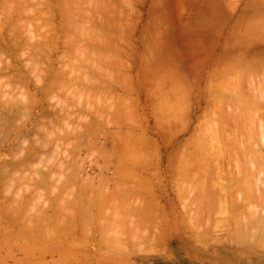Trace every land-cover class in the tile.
<instances>
[{
  "label": "rangeland",
  "instance_id": "rangeland-1",
  "mask_svg": "<svg viewBox=\"0 0 264 264\" xmlns=\"http://www.w3.org/2000/svg\"><path fill=\"white\" fill-rule=\"evenodd\" d=\"M39 1L41 4L40 3L36 4ZM254 1L255 0L253 1L251 0V2L250 0H25V1L10 0L8 3L9 6H8V5H5L7 4L6 1L0 0V28H1L0 35L1 34L3 35V37L1 35V39H0V52H1L0 53V119H2L0 120V124L3 123L0 125V160H2L0 161V174H1L0 175V264H227V263L228 264H246V263L247 264H257V263L264 264V249H263L264 244L261 241H259L261 239L262 240L264 239V237L263 238L261 237L264 235H259V236L256 235L255 237L250 236L249 240L254 238L252 239L253 242L251 241L250 245L255 244L254 242L255 239H258L256 240V242L257 241L260 242V244H258V242L255 244L256 245L255 249H253L255 245L249 246L248 244L249 242H246L247 244H245V242H242V244L244 243L245 245H247L248 248L241 245V243L238 242V240H237L238 243H236L235 235H234V240L232 241L233 237L231 236L233 235L231 234H233V232H235L237 229H236V226L232 224V223H235L236 220H232L231 222L230 219L231 217L232 219L233 218L237 219V215L239 214L240 210L244 209V205L245 207L247 204L249 205V203L246 204L245 200H243L244 197L248 195L247 192L244 194L243 191H245V189L243 191L237 190V191H240L241 193L243 192L242 195L244 194L243 195L244 197H242V195H240L241 194L240 192H238L239 194L236 193L240 195L241 197L240 198L239 196H237L236 198L242 199L244 201V203H242L243 201L241 200H240V203L238 202L239 204H242L243 207L241 206L242 209H240L241 208L240 207L239 210L238 208H236L237 211H233L234 209L230 210L229 208L231 207H228V208L225 207L224 206L225 204L217 198L219 197V195L222 198H224L223 196L226 195V193L225 195L222 193L223 196L219 194L224 191L217 192V190L219 189L222 190V188L225 187L223 186L222 182L224 181V178H227L223 176H222L223 178L218 177L219 176L218 173L223 171L221 169L225 168L222 163L225 160L228 161V163L225 161L228 164V167L226 163L224 162L225 166L227 167V169L225 168L227 171L230 170L229 166L231 165L232 167V164L235 163V168H231V169H234V171L231 170L232 172H229V173L225 171L222 172V174L225 172L224 176H226L227 173L228 174L231 173L230 175L227 174L228 182L226 184L224 183L225 185H228V183L230 182V178H231L230 176L232 175V173H234L232 175L233 177L234 175L239 177L238 172L240 171L239 169L240 166L238 167L237 165L239 164H237L236 162H238L240 160L239 158H241L244 155L241 156V154H243L241 153L240 154L241 157H240L239 154L237 155V153H238V150L240 153L241 151L240 147L242 146V143L247 146V144H245L247 142L246 141L247 138L243 136L245 133L243 134L242 131L247 128L245 132L248 131L247 134L251 135L249 134L251 132L248 130L249 127H244L246 126L245 123L242 122L244 124L243 129H241L242 128L241 127L242 123H241L239 130H238L237 127H235L237 125L234 124L237 122L238 119L236 118L237 120H235L236 122H234L233 118L235 117L233 118L230 117V119H232L233 124L235 125L233 126L234 128L232 127L231 122L227 121V119H229L228 114H230L231 116V113H229V112H232L231 110H233V112H238L239 119L242 120L245 117V114L243 113L244 112L243 109H241L243 111L242 113L237 111L239 110L238 104L242 105L241 103H238L240 97L238 98L237 94L240 93V96H241V93H242V96H243L244 92L242 91L243 90L245 91L246 89H244L242 84L244 83V85L247 84L246 86H248L250 83L248 84V80H247L246 83L241 82V84L237 87V84L240 83L239 81H242V79L245 78L244 73L243 72L240 73L239 70L244 71L245 69L250 68L251 70L244 71L245 73L248 72L246 73L247 78L245 79H248L250 77V80H251L250 82H252L255 79L254 77L257 76V78L255 79L256 81H253L256 84L255 83H252V84L257 85L259 83L257 81V79H259V75L257 74L260 73L258 72V68L260 67L257 68V66H255L254 64H257V61H260V62L264 61V44H263L264 41L261 40L264 38V32H263L264 26L263 28H261L262 26H259L262 30H260V28L258 30L260 31V34L262 35L260 34L258 35L255 34L256 36L254 35L255 37H257L263 42L258 43L261 41L260 40L255 41L252 39L250 40L251 42H249L247 39H250V37H252L250 35H252L253 33L249 34L252 30H248V28L250 27V24L248 22L253 20V22L251 21L252 23L251 22L250 23L253 24L255 27L257 24L260 25V23H258V21H257V24L256 22L254 23V20H256V16L251 17L250 18L251 20H247V17L252 13L254 14L256 13V15H258L261 10L264 12V5H263L264 2L262 1V5H261L260 0H256L255 2ZM257 3H260V4H257ZM249 6L252 7L251 9L254 8L253 9L254 11L251 10L248 12V9L246 8L247 7L249 8ZM256 8L258 12L255 11ZM244 16L245 18H243ZM259 16L260 15H258L257 19L263 17L264 13L262 14L261 17ZM242 18L244 19V21H247V23L246 22L244 23H246V25L248 24L249 27H247L248 25L246 26V28L242 26L244 24L242 23L243 21L240 22L241 20H243ZM252 18H255V19H252ZM17 24H18V27L20 25L19 27L20 29L18 27H17L18 29L16 28ZM24 25L28 27L27 30ZM4 27L6 30H4ZM251 28H253V26ZM246 30L249 31L247 32L248 33L247 36H250L248 38L245 37ZM258 31L256 30L257 33H259ZM56 37H58L59 39L57 38L58 40H56L55 42ZM2 38H4L5 41ZM11 38L13 39V41L15 40L14 41L15 44L17 41V44H18L16 45V48L18 46L17 49L15 48V45L11 41L12 40ZM246 41L250 43L249 45H251L252 41L257 42L258 43L256 45L257 48H254L252 44L251 46L254 48L253 50L251 46L247 45ZM70 42L71 44H68ZM241 42H243V44L245 42L246 44L244 45L246 46L243 47L244 45L242 46ZM238 43H241L242 48L237 47ZM9 44L10 45L12 44L11 46L13 47L11 48ZM247 48H248V52H246ZM81 49H84V51ZM249 49H252V50L249 51ZM255 50H257V52H254ZM235 51L236 52L238 51V52L236 53ZM233 53L236 59L239 57L240 61L243 60L242 58H244L245 60L242 61L244 63H246L247 62L246 60H248L246 58H250L249 61L253 63L251 60L252 58L256 57L257 59L256 58L254 59L257 61L256 63H253V64L248 63L249 64L248 66L243 64L244 66H247V68L245 67L243 69L241 67H239L241 69L234 68V67H238L236 66L237 64L235 63H238V62L241 63V62L240 61L237 62L238 59L233 61V59H235L233 58L234 56H231L233 55ZM84 54L85 55L87 54V55L85 56ZM88 55L91 57H89ZM87 57L88 59L86 60ZM224 63L226 64L229 63L232 68L225 67ZM232 63L235 64V66ZM243 65L239 64V66H242V67ZM253 65L257 69V72H258L257 74H255L256 70L254 68H251ZM260 69H261V72L264 71L263 68H260ZM1 70L2 71L4 70L5 72L4 71L2 72ZM223 70L225 72H222ZM227 70L228 71L232 70L234 73L232 72L228 73ZM249 72L252 77L254 76L253 77L254 79H251V76L248 77ZM222 73H225L223 77L221 75ZM238 75L239 76L241 75L240 77L244 75V77L240 78ZM262 75L263 73L261 74V76ZM58 76L61 77V79L58 78ZM219 76L221 77L219 78ZM263 78H264V75L260 77V79H262L261 80L262 83L260 82L261 85L260 86L259 84L257 85L261 89L259 90L260 92L264 91V89L262 90L261 88L262 84L264 86ZM55 79H57V81ZM252 84H250L248 88L251 87V89H254ZM54 85H55V88H54ZM68 85L69 86L72 85V87H69ZM240 86H242L243 90L240 88ZM257 86H256V89H257ZM50 89L53 93L50 92ZM237 89H238V93H237ZM240 89L241 91H239ZM254 90H250V89L246 90L244 94L248 93L247 91L251 93L253 92L256 93L257 91H254ZM259 91L257 93L258 95L261 94L259 93ZM55 92H57L56 93L57 95H55ZM254 93L252 97L255 96ZM95 95L96 97H94ZM250 95L251 94H249V96ZM261 95L263 96L262 97L260 96V98H263L264 100V94L262 93ZM244 96L245 98L246 97L249 98L246 95ZM95 98H97L96 99L97 102H95ZM11 100H13L14 104L12 103ZM61 100L63 101V103ZM90 100H93V101L90 102ZM9 103H12L11 105L13 106H11ZM88 103L91 105H89ZM236 103L238 104L235 105ZM62 104L63 105L65 104V105L63 106ZM94 104L96 105L98 104V105L96 106ZM228 104H230V106ZM72 105H75V106L72 107ZM217 105L218 107L216 110L215 107ZM66 106H70V107L67 108ZM77 106L79 107L80 110L77 109L78 108ZM81 106L83 107V109L81 108ZM222 106H223V109L226 106L225 108L227 110L230 109L231 107L234 108V106H236L235 108L237 107L238 108L235 109L236 111H234V109H231L230 111H228L227 113L228 116H227L225 114L224 115L220 114L221 112L222 113L227 112V111L223 112L222 111L223 109L221 108L222 109L221 110L219 108ZM261 106L262 108H264L263 105ZM65 108L67 110L64 112ZM96 108L99 111L95 110ZM87 109L89 110V114H88ZM69 110L71 111L72 114H70ZM91 110H95V111H91ZM100 110H102L103 112L105 111L103 114L105 115L107 114L106 117L105 115L102 114V111ZM220 110L221 112L219 113ZM261 110L259 111H261L262 113L264 109H261ZM11 111H12V114H11ZM72 111H74V113ZM81 112H84V113H81ZM214 112L215 114L217 112V114L215 115ZM78 113H80V116ZM98 113L100 114L98 115ZM256 113L258 114L259 112L255 110L252 113L253 115H255V118H256ZM76 115L79 116L77 117L78 119L75 118ZM86 115H88L87 117L89 118H86ZM221 115L222 117H220ZM233 115L237 116V114L235 115V113ZM258 115H262V114H258ZM69 116H71L72 121L74 120V122L71 121ZM216 116H217L216 119L218 120L221 119L222 122L227 121V123L224 124V123H220L217 120L218 125L219 123L220 125L222 124V127L221 126L219 127L221 128L220 130L223 129L224 131V127L226 126L225 130H227L228 132L231 130V132L233 131L232 133L235 132L234 134L231 135V137L232 136L235 137L236 133H239L240 131L242 132V135H240V138L239 137L236 138L237 140L238 139L243 140L242 143L238 141L239 143L238 145V143H234L235 140L234 141L231 140L230 135H227L228 134L227 131L226 132L224 131L227 137L229 136L230 140L233 141L231 143H234L231 146L236 147L235 149L237 150L233 148V151H231L232 150L231 146L229 148L225 147V150L223 149L221 144L225 141L224 139L226 138L227 141L229 140L226 136L225 138H223V140L221 139L223 141L222 143H220L221 141L219 142L220 138L216 137L217 141H215L216 140L215 139L214 140L215 142H214L212 139L210 142L211 144H208L210 140H207V139L212 138L209 133L214 132L213 134L214 138L218 134V132L215 133V131H218V129L216 128L217 123H215L216 119L212 118ZM226 116L227 118H225ZM248 116H246L248 119L246 118L244 122H246L247 120H248L247 122H249L250 120V124H252L251 123L252 120L249 119ZM52 117L54 118V120ZM58 117L62 120H59ZM253 117L252 115L250 116V118H253ZM258 117L260 118V116H257L258 120L264 119V118L259 119ZM262 117L264 116L262 115ZM66 119H68L70 122H68V120ZM90 119L92 121H90ZM49 120L53 122L48 124L47 122H50ZM262 120H260L261 123L264 121ZM54 121H56L58 124ZM58 121H61V122L59 123ZM64 121L66 123H64ZM77 121L78 123H82V122L83 123L80 124L78 127ZM87 121L91 123L93 122L92 124L90 123V128L92 126V128H94L93 130L96 129L95 131L98 133L96 132L94 133L93 130L91 131L90 128H87V125L89 126V123ZM104 121L105 123L107 122L108 124L107 123L106 125L104 123L102 124V122ZM208 121L209 123L210 122L212 123L214 121L213 123L215 126L213 125L214 126L213 130L211 128L212 124L210 123L211 125L210 126L209 123H207ZM260 121H258L259 123L253 121V123L255 122L253 124L254 127L255 126L259 127ZM7 123L8 124L11 123V124L8 125ZM34 123L36 125H34ZM96 123H99L100 127ZM228 123L231 124V127H228V129H226ZM52 124H55V125H52ZM84 124H86V126ZM94 124H96L97 126ZM223 124L225 125L224 127H223ZM5 125H8V126L5 127ZM262 125L264 127V124ZM39 126H41L42 128H40ZM45 126L46 128L50 126L48 127L50 130L52 129V126H53L54 127L53 130H55L54 134H52L53 130H51V133H50L51 135L45 133L48 130V128L46 129ZM56 126H58L60 129H58V127L56 128ZM37 128L38 129L40 128L42 130H37ZM77 128H80L81 130ZM208 128L212 131H208L209 130ZM235 128L238 130V132H236ZM260 128L259 130H264V128L263 129L262 128L260 129ZM2 129L4 131H1ZM43 129L44 130L46 129V130L44 131ZM206 129L207 131H205ZM71 130H73V132ZM75 130L79 131V133L81 132V134L83 132L85 133V132H88V130H90V132L88 133H91V136L93 137L89 135L87 136V133L86 135L85 134L80 135L77 133V131L75 133L74 132ZM105 131H107L106 132V134L108 133L107 135L103 134L105 133ZM256 131L258 132V130ZM55 132H58L59 135L55 134ZM203 132L205 133L209 132L208 133L209 135L207 134V137L209 138H206L205 137L206 134L204 133L205 134L204 138H206L208 143H206L207 141L203 138L204 142L208 144L209 146L207 145L205 146V143L203 141H200V140H203L202 139L204 135ZM221 132H219V135L221 134ZM252 132L254 133L255 130L253 129ZM64 133L65 135L62 136ZM74 133L76 134V137L75 135L73 136ZM258 133L260 134V132ZM40 134H42L41 135L42 137H39ZM54 135L57 137H55ZM66 135L68 137L70 135V137L67 139ZM113 135L115 136V139ZM120 135L121 136L130 135L129 136L130 138L129 139L125 138V136H123L124 138H122L120 137ZM221 135H224V134H221ZM221 135L219 137H221ZM256 135L252 137L255 139V142L254 140L252 139L251 140L253 141L252 145L253 143H255L258 146V144L262 140L260 141L259 140L260 137L258 139ZM72 136L75 138V140ZM242 137L243 139H241ZM244 137L246 139H244ZM39 138L42 139V143L40 142L41 139ZM44 138L46 139L43 142ZM63 138L65 139L63 140ZM70 138L73 141L70 140ZM248 138H250V136ZM124 139L125 140L128 139L132 141V142L127 141V143L130 144L129 148L134 147L132 148L133 150L132 149L129 150L128 146H126L127 144ZM257 139L259 141L258 144H257L258 142ZM52 140L56 143H53ZM91 141L92 142L95 141V142L92 143ZM212 141L214 143L218 142L220 146H218L219 144L212 143ZM202 142L204 143V146H201L203 145L201 144ZM262 142L258 147L261 150H259L257 146L255 147V149H253L255 146L254 144L252 147L253 151L254 150L256 152L262 151L264 149V144ZM48 143L50 144L48 145ZM227 143H226V146H229V143L228 145ZM61 144L62 146L59 147V145ZM66 144H67V147H66ZM72 144L75 145L76 148L75 146L73 147ZM90 144L91 146L93 144L94 147L92 146L91 151L90 149L88 151L89 147L87 146H90ZM111 144L113 146L116 145L114 147L118 148L119 153L121 150H123L122 147L124 148L126 146L125 149L123 150V152L126 151L125 153L126 156L125 155L123 156L124 153L122 154L120 153L121 157L119 156V153L116 154L115 152L117 151V149L113 148ZM117 144L118 145L120 144L121 146L120 145L117 146ZM123 144H126V145L123 146ZM85 145L87 146L85 147ZM198 145H200V147ZM212 145L213 146L217 145L218 148L220 147L219 149H221L222 147L221 149L222 152L220 151L221 153H219V150L217 151L219 153L218 156L217 154H215V151H214V155H213V152L211 154H208V156L210 155V157H208V162L209 163L211 162L210 164L213 166L214 164H212V162L216 160L215 158L221 161L219 159L220 154H221V159L224 158L225 154L228 152H229V155L227 154L228 157L230 156V154H231V157L232 156L237 157L234 159L233 162L228 160L230 157L227 158V156H225V158L221 161L222 163L220 162L221 164L219 163V161H215L214 162L215 167L213 169L216 168L217 162L219 163L220 166H223L224 168H220V166L218 165L219 166L218 168H220V170L217 168L219 171L217 172L218 176L215 177L216 175L215 174L214 175L215 178L213 177V180L211 179L210 176L204 175L206 174L205 170L207 169V175H208V173H213L217 169L214 171L211 169V167H209V169L211 170H209L208 168L202 170L205 172H202L200 170L201 169L200 166L202 164L205 165L204 163L207 162V161L203 162L201 158L205 156V158L203 159L207 160L206 154ZM237 145L238 147L239 146L240 147L238 148ZM252 145L248 144V146L250 147ZM63 146H65L66 149L65 147L61 148ZM260 146L262 148H260ZM108 147H109V150H108ZM202 147H204V149L206 147V150L204 151ZM34 148L37 150L39 149L38 153L40 155L38 153H34L36 152V150H34V152L31 153L32 151L31 149H34ZM111 148L116 150L112 152L115 153L117 156H115V154H113L110 151ZM144 148L146 149L144 150ZM193 148H195V150ZM256 148L258 150H256ZM57 149H58V152H57ZM62 149H64L63 153H62ZM71 149L72 151H70ZM81 149H83L82 152H81ZM95 149H97L98 151ZM199 149L200 150L203 149L204 153L206 152L205 155L204 153H201L202 151L200 152ZM252 149H248L250 150V152L249 151L248 152L251 153ZM106 150L110 154V155H107L109 156V158L106 156L107 154ZM146 150L148 151V153L146 152ZM210 150L213 151L214 149L210 148ZM215 150H217V148ZM76 151H80V152L76 153ZM103 151H105V153ZM131 151H133L135 155L131 154L133 156L131 155L129 156ZM190 151H192L193 153L191 152L192 154L189 157L183 158V157L188 156L187 152L188 154H190ZM198 151L203 156H201L200 154L197 155ZM225 151H228V152L225 153ZM253 151L251 154H247V155L249 157L251 155L253 156V154H255V152ZM263 151L261 152V154H263ZM54 152L55 154H53ZM140 152H141L140 155H142V160L140 159L141 157H139ZM194 152L196 153L197 156L194 155ZM22 153L23 154L27 153V154L23 155ZM43 153L48 154V156L44 155ZM70 153H71V156H70ZM222 153L223 154L225 153L223 157H222ZM56 154H57V157L58 158L60 157L62 161L60 160V158L58 159L56 157ZM78 154L80 155V158ZM30 155L31 157L32 156L34 157L30 158ZM149 155L151 158L149 157ZM211 155L214 157L216 155V157L212 158ZM45 156H47V158H45ZM192 156L194 157L195 160L193 158H190ZM13 157H16V158H13ZM23 157L25 161H23ZM71 157H73L72 160L70 159ZM123 157L125 158L124 161L122 160L124 159ZM36 158H38V160ZM43 158L45 159L43 160ZM62 158H64L65 160ZM126 158L128 159V161ZM138 158L140 159L139 161H138ZM145 158L146 159L150 158L149 162L148 160H145ZM189 158L191 161L193 160L194 163H197L196 160H199V159L202 160V161L199 160L198 165L197 164L195 165V167H199V168L193 169L194 165H191L190 167L191 169L190 174H192L193 177H195L197 175L196 173H198L199 176H197L198 178L197 177L196 178L200 180L201 178L199 174L200 171L204 175V177H207L205 179L201 178L202 185H204L203 182L207 181L208 177H210L209 179L211 182L216 181L215 184L217 182H220V180L218 181V178L223 179V181L221 180L222 182L219 183V187L222 186L221 188H219L218 185H215L217 186L215 188H213L214 186L213 187L212 186L210 187V185L208 186L210 187V189L212 188L215 193L217 192V194H219V195L215 194L217 195L216 198L218 201L215 200L216 199L215 196H214V200L212 197L211 201L207 198L209 195L206 196L205 198L207 202H212L213 204H215L217 201L218 204L216 205L219 206L218 207L219 211L216 212V214H214L217 209L216 205H215L216 209H214L215 208L214 205H213L214 208L211 209L213 212L210 211V208L209 210L206 209L212 212L209 215L212 217V218L210 217V219L207 218V215L209 214V212L207 214L206 213L207 211L205 212V208L204 210H201L203 205L206 206L205 204L206 201H204V203L202 202L205 199L202 200V198L200 199L198 197L203 203L202 207L200 208L201 211H199L200 213L202 212L201 215L198 211L197 212L199 214L195 213L196 209L194 210V205L196 206L195 203H201L199 202L200 200L198 202L196 201L198 193H199L198 189H201L200 187L202 186L200 182H199V185L198 184L194 185V186H197L195 190L196 191L198 190V192L194 190V193L197 195L193 194L194 195L193 196L191 193V196L189 197L190 193L188 192L189 191L191 192V187L194 189V187L191 185L190 186L188 185L190 189L188 187L187 188L188 190L185 188L186 191H182V189L188 184L187 181H184L187 179L186 176L188 177V174H189L188 172H190V170H188L189 167L188 168L186 167L188 165L190 166V164L193 163L189 160ZM233 158H231V160ZM18 159L21 161H19ZM131 159L133 160V162ZM185 159H187V161H190V162H188L187 164L186 163L187 161ZM236 159H239V160L237 161ZM41 161L42 163L44 162L45 164H47V166L42 163L40 164ZM50 161H52V163ZM54 161H56L55 163L56 165L54 164ZM72 161L75 163H73ZM126 161H127V164H126ZM16 162L17 163L19 162L18 166H16L17 165ZM49 162H50V165H48ZM59 162H61V164ZM201 162L203 163L201 164ZM14 163H16V165ZM71 163H73V165ZM121 163H123V165ZM209 163H207L206 165H209ZM254 163L253 165L259 167L257 163H256L257 165ZM3 164L5 165V167ZM38 164H40L42 167ZM51 165L53 166L51 167ZM57 165H58L59 171H58ZM64 165H67V166H64ZM120 165L122 166L127 165L126 166L127 168L122 167ZM60 166H63V167H60ZM129 167L130 169L131 168L132 169L130 170ZM178 167H179V170H177ZM258 167H256L257 169H254V170L262 169ZM17 168H19V170ZM64 168L66 170H64ZM118 168H119V171H118L119 173L117 172ZM122 168L124 169L126 168V170L128 169L129 172H133L134 175L132 173H129L130 175L128 174L129 181L127 179L128 178L127 175H125L126 180L121 179L124 177L123 174L128 173ZM252 168L250 169L252 170ZM24 169L26 170L24 171ZM79 169H82V170H79ZM133 169L137 172L135 173ZM192 169L193 170L196 169V171L194 172ZM197 169L198 171L199 170L200 171L197 172ZM235 169H238V171ZM61 170H62V173L60 172ZM122 170L125 172L120 173ZM20 171H23V173ZM71 171L73 174L71 173ZM77 171H79L80 173L79 172L77 173ZM176 171L177 172L179 171V172L176 173ZM253 171H251L249 179L250 180L253 179V181H255L254 177L256 176V178L258 179L257 181L259 182V176H261V173L264 171V169L261 170L262 171L261 173L260 171H258L259 172V173L257 172L258 174L253 173ZM29 172L31 173V175ZM181 172L183 173L186 172L188 174L181 175L183 174ZM12 173L14 174L13 176L11 175ZM26 174L28 176H26ZM75 174H77V176ZM9 175H11V177ZM15 175L17 177H15ZM57 175L59 177L62 176L61 177L62 179L59 178ZM262 175H264V173H262ZM181 176L183 177V179ZM38 177L39 178L43 177L42 180L44 179V181L42 182V180L41 179L39 180ZM189 177H188V180H189ZM55 178L57 179V181ZM67 178H68V182H67ZM88 178L91 180H88ZM113 178L114 179L116 178L118 180L119 182L118 185H117L116 179H115L116 181L111 180ZM196 178L195 180H193V178L190 177V179L193 180L192 185L194 184V182L196 183ZM15 179L17 180V182ZM72 179L73 181H71ZM119 179L124 180L123 182L126 181V183H123V184L121 183L120 185L121 180ZM263 179H264V176L262 179H260L264 183ZM86 180H88V183ZM102 180L107 181V182L109 181V183L105 182L106 186L104 188L102 186H104L105 184L102 185V183H104ZM110 180L112 182H110ZM39 181H41L42 184ZM70 181L73 182V184ZM90 181L94 183H91ZM100 182H102L101 185H100ZM188 182L190 183L191 181L189 180ZM225 182H226V179H225ZM86 183L88 184V186L91 185V187H86L87 186ZM137 183L138 184L141 183V185H138ZM143 183H145L146 185ZM185 183L187 184L184 186ZM263 183L260 182V184H263ZM70 184H71V187L69 186ZM210 184L214 185L213 182ZM260 184L259 186L261 190L262 186ZM127 185L129 186L128 193H131V191H133V188H134L135 191H133L132 193H137L138 191V194H140L141 192L143 194L145 193L146 195L141 194L140 196L141 198H140L137 194H133V195H136V198H135V196L131 194V196L134 197V201H133V197H130L128 196L130 194H127V191H126ZM181 185H183L184 187L183 186L181 187ZM100 186L102 189L98 188ZM120 186L122 187L126 186L125 187L126 193L123 192L124 188L122 192L123 194H126L127 197L123 195V200L124 199L125 201L127 199L128 200L125 203H123L125 204V206L122 205L123 206L122 208L119 207V208H116L115 210V208L113 209L112 206L115 207L116 202L118 203V200L115 201L114 198L118 197V199H120L119 202L120 201L121 203L123 202L121 200L122 197H120V194L122 193L120 191L122 190ZM139 186L140 187L142 186L143 188L142 191L149 190L150 193L137 190V189H140ZM83 189L84 191H82ZM202 189H203V186H202ZM210 189H209V192L211 191ZM99 190L101 191L103 190L104 193L100 192ZM118 190L119 192L117 193ZM204 190H205V186H204ZM231 191H233L232 193L237 192L236 189L235 191L234 189H232ZM84 192L85 193L88 192V193L83 194ZM95 192L96 193L99 192V193L96 195ZM105 192H108L110 194H105ZM182 192H183L182 194L183 196L185 192V195H187L186 193L189 194L188 197L190 199L192 200L194 199L193 202L190 201V204L192 203L193 204L188 205L189 204L188 200L190 199L187 196H185L187 198V199L185 198V200H187L186 202L188 203L187 205L191 207L186 208L183 206V204H185L184 203L185 200L183 199L182 196H181L182 198L180 199V195H181L180 193ZM214 192L212 191L213 195H214ZM101 193L104 194L105 197L108 195L107 197H110L111 199L108 198V200H105V201L101 199L102 202L99 201L100 198L99 199L97 198H98V195H100ZM202 194L203 193H201V195ZM236 194H232L234 195L233 197H235ZM90 195L94 197L91 198ZM95 195L97 196V198H95ZM110 195H113L114 197ZM87 196L88 197L90 196L89 199L86 198ZM128 197H130L131 200ZM102 198L105 199L103 195H102ZM150 199L152 200L150 201ZM182 199H183V202H182ZM129 200L130 202H128ZM141 200H144L146 202L148 201V204H150L151 206L154 205L152 207L155 208L156 210L163 206L161 208L162 210L158 209L156 212L155 210H153V208H150L151 207L150 205L145 204L146 206H144V208L148 207L146 208L148 210L145 209L146 210L145 211L144 208H142L144 201H141ZM227 200L229 199L225 200L226 203H228ZM86 201L87 203H91V205L87 204ZM107 201L109 205L111 204V206L107 204ZM140 201L143 202L142 205H140L141 203ZM237 201L239 200L236 199V202ZM104 202L107 204V206L110 209L106 207V204ZM134 202H136L135 205H134ZM101 203H104L103 204L104 206H100ZM131 204L134 206L132 207ZM137 204L141 206V207L138 206V210H140V212L136 209ZM158 204H159V207H158ZM256 204L255 205L256 207H258V209L259 208H261L260 210L264 209V206L262 207V205H259V202ZM80 205L83 208L79 207ZM116 206H119V205H116ZM192 206H193V211H190L189 208H192ZM89 207L92 210H90ZM128 207L131 209L132 208L136 209L138 212L135 210L136 211L135 213L136 214L140 213L139 216L141 217L145 215L147 219L146 221L148 222L150 220L149 224L146 221L144 223L143 218H142L143 220L139 219L140 222L138 221L139 222L138 223L136 221L137 219L135 218L136 214L132 211H131L132 214H130L131 212L129 211L131 209L126 212V214L128 213V216L124 217L123 215H125V210L129 209ZM206 208L208 207L206 206ZM81 209L84 212L86 211L85 213L83 212L85 215L82 212L80 213ZM120 209H125L124 211L122 210V212L124 213L120 212ZM188 209L192 217L191 216L189 217L188 215L189 211H187L186 213V210ZM197 209L199 210V207ZM149 210H153L154 212L149 211ZM141 211L142 212L144 211L145 213L147 212V214L144 213L143 215ZM229 211H233L235 213H232V212L229 213ZM191 212H193V214ZM71 213L75 214L76 216L72 215ZM91 213L92 215L90 216L89 214ZM152 213L157 214L155 215L156 219H158V221L156 220L157 225L152 222L151 216H154V215H151ZM204 213L206 217L205 218L202 217L203 225L204 223H206L204 221L206 220L210 221L211 219L212 221L210 223L212 225L216 223L210 228L211 232L214 231V233L212 234L213 236L210 234L211 232L208 229L209 226L206 228L208 229V231L206 229L204 231V228L207 225H210L209 222L207 221L208 224L206 223V226L203 227L200 221L202 219L200 217L204 216ZM241 213L242 212H240V214ZM129 214L130 216L135 214L134 215L135 217L133 216L132 217L134 218V221L137 223V225L134 223L133 220H132V223L131 222L129 223L128 221L130 227L128 226V224L126 225L127 222H125V225L122 224L124 222L123 220L124 218L129 220L128 219L130 218ZM158 214L160 215L158 216ZM194 214L196 217H198V220L196 221L189 220V219L196 218L195 216H193ZM196 214L200 216H197ZM212 214L215 215L214 218L216 219L213 218ZM233 214L234 216L229 217V215H233ZM83 215L84 217L86 215H89V216H87L86 218H83ZM147 215H148V218H147ZM227 216L228 218L225 219ZM238 216H239L238 218L242 221L240 217L242 216L244 217V214H242V216L240 215ZM74 217H76V221ZM80 217L82 218V221L80 220ZM83 219H87L85 220V222L87 223L85 224L87 226L84 223L83 224L85 226L83 224L82 225L80 224L81 222H84ZM164 219H166L167 221L165 220L166 222H164ZM213 219L216 222H213ZM224 219L226 222L229 219V223L232 225V227L234 226V228L230 227L229 223H228V226L231 229L229 230L227 226L225 227L224 224L226 223ZM88 220L90 222V225L88 224L89 222H87ZM92 220L93 221L97 220V221L95 223V221L93 222ZM186 220L192 221V223L194 221L197 223L199 222L198 224L201 223V226L203 229L201 230L200 229L201 227H197L196 223L195 225L197 228L190 227L192 223L190 224V222ZM72 221L73 222L75 221V222L73 223ZM141 222L143 223L140 224ZM151 222L156 227L154 226L152 227ZM221 222H223L222 225L220 224ZM64 224H67L68 227L71 226V224L72 226L68 228ZM116 224H119L117 228H116L117 226ZM120 224H122V226ZM135 225H136V229H135ZM217 225H219V227H217ZM223 226L226 229L223 228ZM75 227H78V228H75ZM213 227L218 228V230L216 229L214 230ZM133 228L135 230H138V231H135L137 233L134 232ZM221 228L224 229V230L222 229L223 232L221 231ZM144 229L146 230V232ZM196 229H197V232L204 231L202 233V237L205 236L204 239H207V241H209L208 239L212 237L211 242H206V240H203V238L200 239V241L202 240L201 242L204 241L206 242V244L208 243L207 247L205 246L206 244L198 241V238L201 237V233H196ZM99 230H102L103 233L100 234ZM106 230L107 231L110 230L108 231V234L104 233L106 232ZM116 230H119V232L122 233L121 235L122 238L123 236H125V238L122 239L125 241H120L121 240V236L119 235L120 233L116 234L117 237L116 235L115 237L113 236V234L118 232ZM231 230H234V231H231ZM160 232H162L163 234ZM205 232H209V233H205ZM111 233L115 239L117 238L116 241L120 239L118 240L120 241L119 244L123 242L122 245L126 247V248L122 247V249L124 248L123 249L124 251L122 249H121L122 251L121 250L118 251L120 249V248L117 249V246L119 247L118 242H117L116 248L114 245V247L110 249L113 246V244H115V242L111 243L110 248H108L109 243L112 242L113 240V239L111 240V238H113L110 235ZM130 233L136 234V235L132 234V236L135 237L133 238L136 242L138 239L137 236H139L140 240L138 239L139 243L137 245L133 241V238ZM194 233L196 234L194 235ZM102 234H104L105 237L106 236L108 237L109 235L110 240H107L108 238L106 239L105 237H103ZM100 235H102L103 240L104 239L106 240L105 241L100 240ZM163 235L165 236L164 238H162ZM141 236L145 237V240H147L148 238V240L143 242L144 239L142 238L143 239L142 240ZM149 236H152V237H149ZM193 236L195 237L198 236V237L196 239ZM96 237L97 238L99 237V239H97ZM256 237H259V238H256ZM129 239H132V240H129ZM156 239L157 240L159 239V241L162 240L164 244L160 242L158 244V241ZM212 239H215V240L213 241ZM99 240L103 242H100ZM149 240H152V242L154 240V243L150 241V245H148ZM196 240L202 245L196 242ZM131 241H133L134 246L131 245L132 244ZM106 242L108 243L107 245H106ZM145 243L147 244V246ZM261 243L263 246L261 245ZM139 244L141 245V249L139 248L140 247ZM157 244L159 245V247ZM257 244L260 245V247L262 246L263 248H259ZM138 245L139 247L137 248L136 246ZM152 245H156L155 248L157 247V250L153 249L154 246ZM237 245L238 246L241 245L240 246L241 248H239ZM250 247H253V248H250ZM257 247L259 248V250ZM107 248L109 250H106ZM114 248L117 250H115ZM146 248L148 252H149V249L151 248L154 251L150 250L149 252L150 254H145V252H147ZM158 248L159 249L161 248L160 249L161 251H159ZM244 248H246V250ZM151 251L153 253L155 251H159V252H156L153 254Z\"/></svg>",
  "mask_w": 264,
  "mask_h": 264
},
{
  "label": "bare ground",
  "instance_id": "bare-ground-1",
  "mask_svg": "<svg viewBox=\"0 0 264 264\" xmlns=\"http://www.w3.org/2000/svg\"><path fill=\"white\" fill-rule=\"evenodd\" d=\"M2 1H3V0H2ZM4 1H6V3H7V4H5V2H4V4H5V5H8V3H9L10 0H9V1H8V0H4ZM23 1H25V0H23ZM252 1H253V0H252ZM255 1H256V0H255ZM255 1H254V2H255ZM260 1H261V5H262V1L264 2V0H260ZM260 1H259V2H260ZM250 2H251V0H250ZM10 3H11V2H10ZM20 3H21V1H20ZM38 3H40V1L37 2L36 4H38ZM11 4H12V3H11ZM40 4H41V3H40ZM257 4H260V3H257ZM246 5H247V4H246ZM263 5H264V4H263ZM8 6H9V5H8ZM6 7H7V6H6ZM6 7H5V8H6ZM251 8H252V7L249 6V8L247 7L246 9H248V12L251 11V10L254 11V10H253L254 8H253V9H251ZM258 10H259V9H258ZM255 11H257V8L255 9ZM257 12H258V11H257ZM251 13H252V12H251ZM263 13H264V12L261 10V11L259 12V14H258V15H260L259 17H261ZM248 14H250V13H248ZM252 14H254V13H252ZM252 14H250L249 16L247 15L248 17L246 16V17H247V20H251V19H250L251 17H253V16L255 17V16H256V20H254V23L256 22V24H257V21H258V23H260V25H259V24H257V25L255 24V25H256V27H255L253 24H251V23L253 22V20H251V21H252V22L250 21L251 23L248 22V23L250 24V27H249L248 24H247V25H248V26H247V25H246L247 21H244V19H243V18H245V16L242 18L243 20L240 21V22L243 21L242 23L246 22V23H244V24L242 25L244 28H246V26H247V27H249L248 30H252V31L249 33V34H252V33H253L252 35H250V36H252V37L247 36V34H248L247 32H249V31H247V30L245 31L246 36L243 35V36H245L246 38L250 37V39H247L249 42H251V41H250L251 39H252V40H255V41H259V40H260V39H258V38L255 37V36L258 35V34H260V31H258L259 28H260L259 26H262L261 28H263V26H264V16L261 17V18H259V19H257L258 15H256V13H255L254 15H252ZM251 15H252V16H251ZM252 19H255V18H252ZM260 19H261V21H260ZM245 20H246V19H245ZM242 23H241V24H242ZM251 25L253 26V28H254V27H255V28H254V29L251 28V27H252ZM14 26H15V24H14ZM14 26H12V27H14ZM24 26H25V25H24ZM257 26H258V27H257ZM5 27H6V26H5ZM5 27H4V30H6ZM17 27H18V24L16 25V28H17ZM19 27H20V25H19ZM19 27H18V28H19ZM25 27H26V26H25ZM18 28H17V29H18ZM23 28H24V27H23ZM27 28H28V27H26V30H27ZM257 28H258V29H257ZM261 28H260V30H262ZM0 29H1V28H0ZM11 29H12V28H11ZM11 29H10V30H11ZM14 29H15V28H14ZM19 29H20V28H19ZM24 29H25V28H24ZM255 29H256L259 33H257ZM263 29H264V28H263ZM0 31H1V30H0ZM2 31H3V30H2ZM3 32H4V31H3ZM263 32H264V31H263ZM18 33H19V32H18ZM255 34H256V35H255ZM1 35H2V34H1ZM1 35H0V39H1ZM254 35H255V36H254ZM260 35H262V34H260ZM17 36H18V35H17ZM253 36H254L255 38H254ZM2 37H3V35H2ZM4 37H5V36H4ZM245 37H243V38H245ZM57 38H58V37H56L55 42H56V40L59 39V38H58V39H57ZM2 39L4 40V38H2ZM11 39H12V38H11ZM53 39H54V38H53ZM256 39H258V40H256ZM261 40L264 41V38L261 39ZM261 40H260V41H261ZM4 41H5V40H4ZM11 41L13 42V44L15 45V48H16V45H18V44H17V41H16V44H15V42H14L15 40L13 41V39H12ZM50 41H51V40H50ZM52 41H54V40H52ZM248 41H246L247 45H248V46H251V45L253 44L252 46H254V48H257L256 45H257L258 43H262V42H263V41H261V42H258V43H257V42H255V41H252L251 45H249L250 43H249ZM7 42H8V41H7ZM241 43H242V46H243L244 44H246L245 42H244V44H243V42H241ZM241 43H238L239 46L237 45V47H241V48H242ZM6 44H7V43H6ZM68 44H71V42L68 43ZM254 44H255V45H254ZM263 44H264V43H263ZM11 45H12V44H11ZM11 45L9 44V46L12 48L13 46H11ZM30 45H31V44H30ZM259 45H260V44H259ZM245 46H246V45H244L243 47H245ZM248 46H247V47H248ZM252 46H251V48L254 50V48H253ZM255 46H256V47H255ZM3 47H5V46H3ZM1 48H2V46H1ZM17 48H18V46H17ZM17 48H16V49H17ZM249 48H250V47H249ZM6 49H7V48H6ZM8 49H9V48H8ZM252 49H249V51H251ZM14 50H15V49H14ZM36 50H37V49H36ZM36 50H35V51H36ZM81 50L84 51V49H81ZM85 50H86V49H85ZM11 51H12V50H11ZM238 51H239V50H238ZM238 51H237V52H238ZM7 52H8V51H7ZM81 52H82V51H81ZM235 52H236V51H235ZM235 52H234V53H235ZM237 52H236V53H237ZM246 52H248V48H247ZM254 52H257V50H255ZM0 53H1V52H0ZM2 53H3V51H2ZM4 53H6V52H4ZM234 53H233V55H231V56H234L233 58H235ZM231 54H232V52H231ZM255 54H256V53H255ZM4 55H5V54H4ZM84 55H85V54H84ZM86 55H87V54H86ZM86 55H85V56H86ZM256 55H257V54H256ZM261 55H262V54H261ZM88 56H89V55H88ZM236 56H237V54H236ZM89 57H91V56H89ZM240 58H241V57H240ZM254 58H256V57H254ZM254 58H252L251 61H252L253 63H256L257 60H255ZM259 58H260V57H259ZM87 59H88V57L86 58V60H87ZM237 59H238V60H237ZM237 59L235 58V59H233V61H235V60H237V62L240 61V60H239V57H238ZM242 59H243V60L240 61L241 63L238 62V63L241 64V65L245 64V65L248 66V65H249L248 63H251V62L249 61L250 58H246V59H248V60H246L247 62L245 61L247 64L244 63V62H242V61L245 60L244 58H242ZM253 59H254L255 62L253 61ZM256 59H257V58H256ZM260 60H261V59H260ZM248 61H249V62H248ZM262 61H263V60H262ZM233 63H234V62H233ZM233 63H232V64H233ZM238 63H235V64H237L236 66H238V67H234V68H239V67H241L242 69H243L244 67L247 68V66H244V65H243V67H242V66H239ZM253 63H251V64H253ZM258 63H259V65H258ZM224 64H225V67H231L229 63H227V64L224 63ZM232 64H231V65H232ZM235 64H233V65L235 66ZM227 65H229V66H227ZM233 65H232V66H233ZM254 65L257 66V68L260 67V68H263V70H264V61H263V62L257 61V64H254ZM254 65H253L252 67H251V66H250V67H251V68H254V69L256 70V73L254 72L255 74H257L258 72H260V73L257 74V75H259V79H257V81L259 82L258 84H259V86H260L261 83H262V81H261L262 79H260V77H262V76L264 75V71L261 72V69L258 68V72H257V69L255 68ZM223 66H224V65H223ZM231 68H232V67H231ZM241 68H239V69H241ZM228 69H230V68H228ZM239 69H238V70H239ZM254 69H253V70H254ZM259 69H260V70H259ZM5 70H6V69H5ZM225 70H226V69H225ZM247 70H251V69H250V68H249V69H245L244 71H247ZM1 71H2V70H1ZM3 71H4V70H3ZM3 71H2V72H3ZM61 71H62V70H61ZM235 71H236V69H235ZM239 71H240V73L243 72L244 75H245V78H247V77H246V76H247L246 73H248V72L245 73L244 71H241V70H239ZM4 72H5V71H4ZM222 72H225V71L223 70ZM227 72H228V73H231V72L234 73L232 70H231V71H228V70H227ZM227 72H226V73H227ZM250 72H251V71H250ZM250 72H249L248 77L251 76ZM62 73H63V72H62ZM228 73H227V74H228ZM252 73H253V72H252ZM262 73H263V75L261 76ZM63 74H64V73H63ZM235 74H236V73H235ZM237 74H238V72H237ZM221 75H222V77H223V76L225 75V73H222ZM244 75H243L242 77H244ZM59 76H61V75H59ZM59 76H58V78H60V79H61V77H63V76H61V77H59ZM64 76H65V75H64ZM236 76H237V75H236ZM238 76H239V75H238ZM240 76H241V75H240ZM240 76H239V77H240ZM220 77H221V76H219V78H220ZM239 77H238V78H239ZM242 77H240V78H242ZM253 77H254V76H253ZM253 77L251 76V79H254V78L256 79V78H257V76L254 77V78H253ZM245 78H244V79H245ZM244 79H242V81H239L240 83L237 84V87L241 84V82H242V83H243V82L246 83L247 80H248V84H249V83H250V84L255 83V82H253V81H256V80L254 79L252 82H250V81H251V80H250V77H249L248 79H245V81H244ZM55 80L57 81V79H55ZM239 80H240V79H239ZM259 80H260V81H259ZM263 80H264V78H263ZM59 81H60V80H59ZM237 81H238V79H237ZM237 81H236V82H237ZM260 82H261V83H260ZM73 83H74V82H73ZM54 84H55V83H54ZM58 84H60V83H58ZM250 84H249L248 86H250ZM255 84H256V83H255ZM255 84H252V85H253V88H254L255 90H254V89H251V87L248 88V86H246L247 84H245V85H244V83L242 84L243 87H244V89H246V90H249V89H250V90L257 91L256 93L253 92V93L255 94L254 97H252V96H253V93H251V92H249V91H247L248 93L244 94L246 90L244 91L243 88H242V86H240V88L243 90L242 92H244V93H243V96H242V93H241V96H242V97H241V96H240V93L237 94L239 88L237 89V93H236V94L238 95V98L240 97L238 103H241L242 105H240V104H238V103H236L235 105L238 104L239 110H237V111H239V112L242 113L243 111H242L241 109L244 110V112H243V113L245 114L244 119H242V120L239 119V118H238V117H239V116H238V112H233V110H231V109H234V111H236L235 109L238 108V107L235 108L236 106H234V108L231 107V108L228 109V110L225 108L226 106L224 107V109H226V110L223 109V106H222V107H219L220 109H221V108L223 109V110L221 109L223 112H224V111H225V112L227 111L226 113H222L221 110H220L219 113L221 112L220 114H222V115H224V114L227 115L228 111H230V110L233 112V114H234V113H235V115L237 114V116H234V115L232 114V112H229V113H231V116H230V114H228V115H229V119H227V121H230V122H231L232 127L235 126V125H237V126H235V127H237V129L239 130V127H240L241 123L243 122V123H245V125H246V126H244V127H249V128H248L249 131L252 132L253 129L255 130L254 133H253V132H252V133H251V132L249 133V134H251V135L253 134L252 136L247 134L248 131L245 132V130H246L247 128H246V129L244 128L245 130L242 131L243 134L245 133L243 136H245V137L247 138V139H246V138L244 137V139H246V141L248 142V143H247V142L245 143V144H247V146L244 145V144L242 143L243 140H239V139L237 140V139H236V138H238V137L240 138V135H242V132L240 131L239 133H236V136H235V137L232 136L233 138H235V139H233V138L231 137V135L234 134L235 132L232 133L233 131L231 132V130H230L229 132H228L227 130H225V127H226V126H225L224 124H226L227 121H226V122H225V121L222 122L221 119H220V120L216 119L217 116H216V117H212V118H215V119H216V122H215V123H217V125H216L217 127H216V128L218 129V131H215V133L218 132L217 136H215V138H214V135H213L214 132H213V133H211V132L209 133V132H208V133L210 134V136L212 137V138H210V139H207V140H210L209 143H208V141L206 140V138H209V137H207V134H208V133L203 132V134L205 133L206 136H205V134H204L203 137H202V139H203L204 136H205L206 138H204V139L207 141L206 143L211 144V143H210L211 140L213 139V141H214V140L216 139V137H217V138H220V139H219V142L221 141L220 143H222V142H223V141H222L223 138H225V136L227 137V135H230L231 140H233V141L235 140L234 143H238V141H240V143H242V146H241L242 148L239 146L242 152L240 151V153H239V150H238V153H237V151H236V153H237V155L239 154V156H240L241 153H243V154H241V156H242V155H244V156H242L243 158H242L241 156H240L241 158H239V156H238V158H239L240 160H239V159H236V160H237V161L239 160V161H238L239 163L235 161L237 164H239V165H237V166H238V167L240 166V167H239L240 171L238 172L239 177H237V176H235V175H234V177H233L232 175H233L234 173H232V175L230 176L231 178L229 177V178H230V182H231L232 185L230 184V182L228 183V185H225V184L228 182V180H227V179H228V175L231 174V173H230V174H228V173H229V172H232L231 170L234 171V169H231V168H235V163L232 164V162L234 161L235 158H237V157H234V156L231 157V154H230V156H229L230 158H229V157H228V155H229V152H228V151H229V150H228V151H225V153H226V152H228V153H226V154L224 153L225 156H227V158H229L228 160L232 161V162H231L232 167H231V165H230V163H229V165H230V166H229V168H230L229 171L226 170L227 167H228V164H227L228 161L225 160L227 163L224 161V162L226 163L227 167L225 166V163H224V162H223V163L221 162V161L225 158V156H224V158L221 159V154H220V157H219V159H220L221 161H219L217 158H215L216 155H215V157L212 156V155H211V156H212V158H215V159H216L215 161H219V163L221 162V163L224 165V167H225L226 169H225L223 166H220L218 162H217L218 164L216 163V165H217L216 168L213 169V168L215 167V163H214L215 161L212 159V160L214 161V162H212V164H214V166L210 164L211 162H210V163L208 162V157H210V155L208 156V154H211V153L213 152V155H214V151H215V154H217V156H218V154L222 152V151H221L222 147H223V149L225 150V147H228V148H229L232 144H234V143H231V142H233V141L230 140V137H229V136H228L227 138L229 139L228 141H230V142H228V141L226 140V138H225V139H224L225 141L221 144V146H222L221 149H219L220 147L218 148L217 145H216V146L214 145V146L217 148V150H215L216 148H215L213 145L210 147L211 149H214L213 151H211L210 148H209L210 153H209V151H208L207 154H206V155H207V157H206L207 160L203 159V158H205V156H203V155L201 154V153H204V151L206 150V147H205V149H204V147H202V148L204 149V151H203V149H201V150L199 149V151H200V152L202 151V152L200 153V152L198 151V153H197V155L200 154L201 156H203V157L201 158V159L203 160V162H204V161H207V162L204 163L205 165L202 164L203 162H201V164H202L201 166H200V164H199V166L201 167V169H200L201 171L204 170V169H206V168L209 169V167H211V169L215 171V170L220 166V168H224V169H225V170H224V169H221V170H223V171H225V172H228V173H227L228 175L226 174V176H224L225 172L222 174L223 171H221L220 173H218V174H219V176H218V175H217V172H219L218 169L220 170V168H218L215 172H213V173H208V175H207V169H206V170H205L206 172H205V171H202V172H205V173H206V174H204V175H206V176H210L212 180H213V177H214L215 174H216L215 177H216V176H218V177H222V176H223V177H227V178H224V181H223V179L218 178V181L220 180V182H217V183L215 184L216 181H215V182L212 181V182L214 183V185H213V184L211 185L210 183H212V182H211L210 179H209L210 177H208V179H207L208 182L205 181V182H203L204 185H202V184H201V183H202L201 178H204V179H205V178H207V177H204V175L201 173L200 170H199V171H200V172H199L198 169H197V172H199V174H200V177H201L200 180H201V181H200L199 179H197V178H198L197 176H199L198 173H196L197 175L195 174L196 176L194 175L195 177H193L192 174H190V173H191V169H190L191 165H194V166H193V169H194V168H199V167H195V165H196V164L198 165L199 160L202 161L201 159H199V160H196L197 163H194L193 160H192V161L190 160V158H193V159H194L193 156L189 158V160H190L191 162H193V163H191L190 166H189V165L187 166V165L185 164V165L187 166L186 168L189 167L188 170H190V172H188V173H189L190 175H189L188 173H186V172H185L186 174L183 173L184 170H183V172H181V173H183V174H181V175H187V174H188V177L190 176L191 178H193V180H195L196 177H197V178H196V183L194 182L193 185H192V181H193V180L190 179V177H189V180L191 181V182H190L191 184L188 182L189 180H188V177H187V176H186L187 179L184 178V179H186V180H184V181H187L188 184H187V183L184 184V186L187 184V185H186L187 187H186V186L184 187L183 185H181V187H182V186L184 187V188L182 189V191H186V189H187L190 185L193 186L194 189L191 187V192H190V191L188 192V193H190V195H189L188 193H186L187 195H185V192H184V196H183V195H182L183 192L180 193V194H181V195H180V199L183 197V199L185 200V198H186L185 196L188 197V195H189V197H190V196H191V193H192V195L195 194V193H194V190H195V188H197V186H194V185H197V184L199 185V182H200V184L203 186V189H202V186L200 185V186H201V187H200L201 189H198V190H199V193L201 192V193H203V194L201 195V193H200V194L198 193L197 200L195 199L197 202H198L201 198H202V200L205 199L206 196H208V195H209L210 197L208 196L207 198L211 201L212 197H213V200H214V196H215V198H216L217 195L221 194V196H223L222 193H223L224 195H225V193H226V195L223 196L224 198L220 197V195H219L220 198H219V197H217V198H218L219 200H221V201L225 204V205H224L225 207H227V208H228V207H231V208H229L230 210H231V209H232V210L234 209L233 211H237L236 208H238V210H239V208L242 206V204H239V203H240V200H241V201L245 200L246 204L249 203V205L247 204L248 206L246 205V207H245V205H244V209H243V210H240V212H242V213L240 214V212H239V214H238V215H240V216H242V214H244V217H243V216L240 217V218L242 219V221L238 218L239 216H238L237 214H235V215H237V219H234V218L232 219V217H231V219H230L231 222H232V220H236L235 223H232V224L235 225V226H236V229H237V230L235 229L236 231L233 232V234H231V235H233V236L230 235L231 237H233V238H232V241L234 240V235H235V239H236L235 242H236V243L240 242L241 245H243V246L246 247V248H248L247 245H245V244H247L246 242H249V243H248L249 246H252V245L254 246L257 242H258V244H260L259 241H261V242L264 244V239H263V240L261 239V240H259V241H257V242H256V240H258V239H255V241H254L255 244H252V245H250V243H251L252 239H254V238L251 237L252 239L249 240L250 236H254V237H255L256 235H257V236H259V235H264V209L260 210L261 208L258 209V207H256V205H258V204H256V203H258V202H259V205H262V207L264 206V205H263V204H264V189H263V187H264V183L262 182V180H260V179H262L263 176H264V175H262V173H264V171H263V172L261 171V170L264 169V156H263V155H264V151H263L264 149L262 150V151H263V154H261L262 151H260V152L257 151V152H258V154H257V152H256L255 150L253 151V149H255V147L257 146L255 143H253V145L255 144V146H254V148L252 149V147H253V145H252V142H253V141H252V140H254V142H255V139L252 138L254 135L257 134L256 137H257L258 139H259V137H260L259 140H260V141H261V140L264 141V130H259L260 127H261L262 129L264 128L263 125H262V124H264V121H263L264 119H263V120L260 119V118H264V117H262V115L264 116V110H263V112L261 113V111H262L261 109H264V108H262V106H261V105L264 106V103H263L264 100H263V98H260V96H261V97L263 96V95H261V94H262V93L264 94V91H261V92H260L259 90H261V89L259 88V86H257L258 84H257V85H255ZM72 85H73V84H72ZM72 85H71V86L68 85V86H69V87H72ZM76 85H77V84H76ZM52 86H53V85H52ZM57 86H58V85H57ZM57 86H56V88H57ZM60 86H61V85H60ZM62 86H63V85H62ZM65 86H66V85H65ZM245 86H246L247 88H246ZM256 86H257V89H256ZM58 87H59V86H58ZM63 87H64V86H63ZM49 88H50V87H49ZM54 88H55V85H54ZM54 88H53V89H54ZM261 88H262V90L264 89L263 84H262ZM58 89H59V88H58ZM70 89H71V88H70ZM70 89H69V90H70ZM241 89H240L239 91H241ZM71 90H72V89H71ZM258 91H259V93H261L260 95L257 94ZM50 92H52L51 89H50ZM68 92H69V91H68ZM228 92H229V91H228ZM228 92H227V93H228ZM52 93H53V92H52ZM52 93H51V94H52ZM56 93H57V92H55V95H57ZM72 93H73V92H72ZM78 93H79V92H78ZM76 94H77V93H76ZM100 94H101V93H100ZM249 94H251V95L249 96ZM3 95H4V94H3ZM82 95H83V94H82ZM93 95H94V94H93ZM98 95H99V94H98ZM244 95L248 96L249 98H247V97L245 98ZM256 95H257V96H256ZM52 96H53V95H52ZM77 96H78V95H77ZM91 96H92V95H91ZM50 97H51V96H50ZM78 97H79V96H78ZM94 97H96V95H95ZM250 97H251V98H250ZM57 98H58V97H57ZM57 98H55V99H57ZM60 98H61V97H60ZM92 98H93V97H92ZM58 99H59V98H58ZM62 99H63V97H62ZM75 99H76V97H75ZM87 99H88V98H87ZM96 99H97V98H95V102H97ZM260 99H261V100H260ZM93 100H94V99H93ZM93 100H90V102H92ZM101 100H102V98H101ZM11 101H12V103L14 104L13 100H11ZM61 101H62V100H61ZM64 101H65V100H64ZM72 101H73V100H72ZM76 101H77V100H76ZM9 102H10V101H9ZM70 102H71V101H70ZM12 103H9V104L11 105ZM59 103H60V102H59ZM62 103H63V101H62ZM72 103H73V102H72ZM86 103H87V102H86ZM93 103H94V102H93ZM66 104H67V103H66ZM73 104H74V103H73ZM78 104H80V103H78ZM84 104H85V103H84ZM88 104H89V103H88ZM98 104H99V102H98ZM98 104H97V105H98ZM230 104H231V103H230ZM230 104H228V105L230 106ZM62 105H63V104H62ZM62 105H61V106H62ZM64 105H65V104H64ZM64 105H63V106H64ZM89 105H91V104H89ZM92 105H93V104H92ZM94 105H96V104H94ZM97 105H96V106H97ZM233 105H234V103H233ZM233 105H232V106H233ZM11 106H13V105H11ZM73 106H75V105H72V107H73ZM82 106H84V105H82ZM82 106H81V108L83 109ZM219 106H221V105H219ZM229 106H228V107H229ZM241 106H242V108H241ZM56 107H57V105H56ZM66 107L68 108V107H70V106H66ZM77 107H78V106H77ZM217 107H218V105L215 107L216 110H217ZM228 107H227V108H228ZM260 107H261V108H260ZM58 108H59V107H58ZM58 108H57V110H58ZM85 108H86V107H85ZM98 108H99V106H98ZM219 108H218V110H219ZM259 108H260V109H259ZM53 109H54V108H53ZM77 109H79V107H78ZM88 109H89V108H88ZM88 109H87V111H88V114H89V110H88ZM215 109H214V110H215ZM258 109L261 110V111H259ZM66 110H67V109L65 108L64 112H65ZM71 110H72V109H71ZM79 110H80V109H79ZM85 110H86V109H85ZM95 110H98V109L96 108ZM95 110H91V111H95ZM102 110H103V109H102ZM102 110H100V111H102ZM216 110H215V111H216ZM255 110H257V112H259L258 114H262V115H258V114L256 113V118H255V115L252 114L253 111H255ZM69 111H70V110H69ZM75 111H76V110H75ZM81 111H82V110H81ZM98 111H99V110H98ZM64 112H63V113H64ZM72 112L74 113V111H72ZM79 112H80V111H79ZM104 112H105V111H104ZM104 112L102 111V114H103ZM59 113H60V111H59ZM76 113H77V112H76ZM81 113H84V112H81ZM86 113H87V112H86ZM219 113H218V114H219ZM254 113H255V112H254ZM11 114H12V111H11ZM57 114H58V113H57ZM70 114H72L71 111H70ZM70 114H68V115H70ZM78 114H79V116H80V113H78ZM92 114H93V113H92ZM96 114H97V113H96ZM99 114H100V113H98V115H99ZM211 114H212V113H211ZM214 114H215V112H214ZM216 114H217V112H216ZM216 114H215V115H216ZM220 114H219V115H220ZM68 115H67V116H68ZM84 115H85V114H84ZM93 115H94V114H93ZM103 115H105V114H103ZM106 115H107V114H106ZM106 115H105V117H106ZM222 115H221L220 117H222ZM228 115H227V116H228ZM248 115H249V116H248ZM251 115H252V117H253V116H254V117H253V118H250ZM14 116H15V115H14ZM55 116H56V115H55ZM62 116H63V115H62ZM62 116H61V118H62ZM71 116H72V115H71ZM71 116H69V117H70V119H71V121H72ZM79 116L76 115L75 118L78 119L77 117H79ZM87 116H88V115H86V118H89V117H87ZM89 116H90V115H89ZM212 116H213V115H212ZM227 116H226L225 118H227ZM246 116H248L249 119L252 120V122H251L252 124H250V120H249V122H247L248 120H247L246 122H244V120L247 118ZM257 116H260V118H259V117H258V118H259L260 120L263 121L262 123H261L260 120L257 119ZM7 117H8V116H7ZM11 117H12V116H11ZM65 117H66V116H65ZM98 117H99V116H98ZM101 117H102V116H101ZM207 117H208V116H207ZM230 117H231V118L235 117V118H233V119H234V122H236L235 120L238 119L237 122H239L240 124L236 122V123H234V124H235V125H234L233 122H232V119H230ZM8 118H9V117H8ZM13 118H14V117H13ZM52 118H53V117H52ZM58 118H59V117H58ZM86 118H85V120H86ZM212 118H211V119H212ZM223 118H224V117H223ZM236 118H237V119H236ZM254 118L257 119V120H255ZM39 119H40V118H39ZM91 119H92V118H91ZM91 119H90V121L93 120V119H92V120H91ZM97 119H98V118H97ZM99 119H100V118H99ZM106 119H107V118H106ZM215 119H214V120H215ZM247 119H248V118H247ZM0 120H2V119H0ZM13 120H14V119H13ZM53 120H54V118H53ZM57 120H58V119H57ZM59 120H62V119L59 118ZM66 120H68V119H66ZM101 120H102V119H101ZM104 120H105V119H104ZM212 120H213V119H212ZM217 120H218L220 123H224V124H223V127L225 126V127H224V131H225V132L227 131V133H228L227 135L224 133L223 129L220 130L221 128H219V127H220V126L222 127V124L220 125V123H219V125H218ZM223 120H225V119H223ZM239 120H241V121H239ZM47 121H48V119H47ZM49 121H50V120H49ZM81 121H82V120H81ZM94 121H95V120H94ZM105 121H106V120H105ZM105 121L102 122V124L104 123V124L106 125L107 122L105 123ZM253 121H255V122L260 121V124H259L260 126H259V127H257V126L254 127L253 124H254L255 122L253 123ZM36 122H37V121H36ZM38 122H39V121H38ZM52 122H53V121H52ZM52 122L50 121V122H47V123L50 124V123H52ZM54 122H56V121H54ZM58 122L60 123L61 121H58ZM68 122H70V121L68 120ZM72 122H74V120H73ZM72 122H71V123H72ZM87 122H88V121H87ZM98 122H99V121H98ZM213 122H214V121H213ZM213 122H212V123L210 122V123L212 124V127H211L212 130H213V127L215 126ZM56 123H57V122H56ZM56 123H55V124H56ZM62 123H63V122H62ZM64 123H66V122L64 121ZM75 123H76V122H75ZM77 123H78V121H77ZM77 123H76V124H77ZM82 123H83V122H82ZM82 123H78V127H79V125L82 124ZM85 123H86V122H85ZM88 123H89V126L87 125V128H90V123H91V122H88ZM92 123H93V122H92ZM92 123H91V124H92ZM94 123H95V122H94ZM109 123H110V121H109ZM207 123H209V121H208ZM210 123H209V125H210ZM243 123H242V126H241L242 128H241V129H243V125H244ZM246 123H247V124H246ZM258 123H259V122H258ZM1 124H3V123H1ZM1 124H0V125H1ZM7 124H8V123H7ZM10 124H11V123H10ZM10 124H8V125H10ZM12 124H13V123H12ZM40 124H42V123H40ZM55 124H52V125H55ZM57 124H58V123H57ZM68 124H69V123H68ZM86 124H87V123H86ZM86 124H84V125L86 126ZM96 124H98V126L100 127L99 123H96ZM96 124H94V125H96ZM100 124H101V123H100ZM107 124H108V123H107ZM205 124H206V122H205ZM231 124L228 123L226 129H228V127H231ZM248 124H249V126H248ZM8 125H5V127L8 126ZM34 125H36V124L34 123ZM63 125H64V124H63ZM71 125H72V124H71ZM73 125H74V124H73ZM110 125H111V124H110ZM213 125H214V126H213ZM250 125H251V127H250ZM252 125H253V126H252ZM255 125H256V124H255ZM257 125H258V124H257ZM3 126H4V125H3ZM42 126H43V125H42ZM46 126H47V125H46ZM46 126H45V128H46ZM96 126H97V125H96ZM96 126H95V128H96ZM205 126H206V125H205ZM210 126H211V125H210ZM210 126H209V128H210ZM9 127H10V126H9ZM39 127L42 128L41 126H39ZM48 127H50V126H48ZM48 127H47V128H48ZM57 127H58V126H56V128H57ZM63 127H64V126H63ZM63 127H62V128H63ZM93 127H94V126H93ZM253 127H254V128H253ZM7 128H8V127H7ZM40 128H39V129L37 128V130H42V129H40ZM47 128H46V129H47ZM53 128H54V127L52 126V129H51V130H53ZM72 128H73V126H72ZM74 128H75V127H74ZM81 128H82V127H81ZM209 128H208V129H209ZM233 128H234V127H233ZM251 128H252V129H251ZM255 128H257V129H255ZM261 128H260V129H261ZM29 129H30V128H29ZM46 129H45V130H46ZM58 129H60V128L58 127ZM63 129H64V128H63ZM69 129H71V128H69ZM77 129H80V128H77ZM90 129H91V131H92L94 128H92V126H91ZM97 129H98V127H97ZM235 129H236V128H235ZM235 129H233V130H235ZM237 129H236V132H238ZM250 129H251V130H250ZM8 130H9V129H8ZM22 130H23V129H22ZM27 130H28V129H27ZM43 130H44V129H43ZM45 130H44V131H45ZM51 130L48 128L47 131H48L49 133H48L47 131H46L45 133L51 135V134H50V133H51ZM65 130H66V129H65ZM65 130H64V131H65ZM73 130H74V129H73ZM73 130H71V131L73 132ZM80 130H81V129H80ZM84 130H85V129H84ZM95 130H96V129H95ZM95 130H93L94 133L96 132ZM212 130L209 129L208 131H212ZM214 130H215V129H214ZM256 130H258V132H260V134H259ZM1 131H4V130L2 129ZM5 131H6V130H5ZM11 131H12V130H11ZM44 131H43V132H44ZM54 131H55V130L52 131V132H53L52 134H54ZM58 131H59V130H58ZM62 131H63V130H62ZM66 131H67V130H66ZM69 131H70V130H69ZM76 131H77V130H75L74 132L76 133ZM101 131H102V130H101ZM205 131H207V129H206ZM221 131H222V132H221ZM35 132H36V130H35ZM88 132H90V130H88ZM88 132H85V133L83 132L82 134H85V135H86V133H87V136H88V135L91 136V133H88ZM106 132H107V131H105V133H103V134H106ZM219 132H221V134H224V135H221V134H220L221 137L223 136L222 138L219 137V136H220V135H219ZM256 132H257V133H256ZM37 133H38V132H37ZM60 133H61V132H60ZM62 133H63V132H62ZM75 133L73 134V136L75 135V137H76V134H75ZM77 133L80 134V135H82L81 132L79 133V131H77ZM94 133H93V134H94ZM96 133H98V132H96ZM8 134H9V133H8ZM10 134H11V133H10ZM55 134L59 135L58 132H55ZM101 134H102V133H101ZM107 134H108V133H107ZM107 134H106V135H107ZM109 134H110V133H109ZM209 134H208V135H209ZM211 134H212L213 136H212ZM246 134H247L248 137L250 136V138H248V137L246 136ZM258 134H259V135H258ZM41 135H42V134H40V136H39V135H38V136H39V137H42ZM43 135H44V134H43ZM60 135H61V134H60ZM64 135H65V133H64L62 136H64ZM67 135H68V133H67ZM67 135H66V136H67ZM70 135H72V134H70ZM70 135H69V137H70ZM114 135H115V134H114ZM114 135H113V136H114ZM237 135H239V136H237ZM46 136H47V135H46ZM54 136H55V135H54ZM73 136H72V137H73ZM94 136H95V135H94ZM123 136H125V135H123ZM123 136L120 135V137L124 138ZM129 136H130V135H129ZM129 136L126 135L125 138H128V139H129V138H130ZM141 136H142V135H141ZM49 137H50V136H49ZM55 137H57V136H55ZM69 137L67 136V139H68ZM78 137H79V136H78ZM91 137H93V136H91ZM95 137H96V136H95ZM16 138H17V136H16ZM19 138H20V137H19ZM60 138H61V136H60ZM60 138H59V139H60ZM73 138H74V137H73ZM88 138H89V137H88ZM122 138H121V140H122ZM146 138H147V137H146ZM39 139H41V138H39ZM45 139H46V138L43 139V142H44ZM49 139H50V138H49ZM59 139H58V140H59ZM64 139H65V138H63V140H64ZM79 139H80V138H79ZM91 139H92V138H91ZM95 139H96V138H95ZM114 139H115V136H114ZM128 139H127V140L124 139V140L126 141V144H127V145H126V144H123V146L126 145V146H128V148H129V145H130V144L127 143V141L129 142L130 140H128ZM133 139H134V138H133ZM133 139H132V140H133ZM195 139H196V137H195ZM204 139H203V140H200V141H203V142H204ZM221 139H222V140H221ZM241 139H243V137H242ZM251 139H252V140H251ZM258 139H257V141H258ZM13 140H14V138H13ZM15 140H16V139H15ZM18 140H19V139H18ZM53 140H55V139H53ZM53 140H52V141H53ZM61 140H62V139H61ZM70 140H72V139L70 138ZM74 140H75V138H74ZM77 140H78V139H77ZM77 140H76V141H77ZM93 140H94V138H93ZM119 140H120V139H119ZM121 140H120V141H121ZM124 140H123V141H124ZM236 140H237V142H236ZM249 140H250L251 143L249 142ZM46 141H47V140H46ZM46 141H45V142H46ZM55 141H57V140H55ZM67 141H69V140H67ZM72 141H73V140H72ZM79 141H80V140H79ZM85 141H86V140H85ZM89 141H90V140H89ZM89 141H87V142H89ZM95 141H96V140H95ZM95 141H93V142H95ZM112 141H113V139H112ZM114 141H115V140H114ZM133 141H134V140H133ZM213 141H212V143H214L215 141H217V139H216L214 142H213ZM226 141L229 143V146H226V143H227ZM257 141H256V142H257ZM262 141H261V142H262ZM40 142L42 143V139H41ZM48 142H50V141H48ZM60 142H61V141H60ZM91 142H92V141H91ZM91 142H90V143H91ZM93 142H92V143H93ZM115 142H116V141H115ZM117 142H118V141H117ZM121 142H122V141H121ZM130 142H132V141H130ZM140 142H141V141H140ZM203 142L201 143V144H203V145H201V146H204V143H205V142H204V143H203ZM244 142H245V141H244ZM261 142H260V143H259V141L257 142V144L259 143L258 146H257V148L259 147V145L261 144ZM53 143H56V142L53 141ZM66 143H67V142H66ZM96 143H97V142H96ZM108 143H109V142H108ZM108 143H107V144H108ZM112 143H113V142H112ZM123 143H125V142H123ZM142 143H143V142H142ZM193 143H194V142H193ZM206 143H205V146H206V145L209 146V145L206 144ZM224 143H225V144H224ZM228 143H227V145H228ZM262 143L264 144V142H262ZM26 144H27V143H26ZM33 144H34V143H33ZM49 144H50V143H48V145H49ZM59 144H60V143H59ZM64 144H65V143H64ZM70 144H71V142H70ZM76 144H77V143H76ZM78 144H79V142H78ZM78 144H77V145H78ZM94 144H95V143H94ZM97 144H98V143H97ZM105 144H106V143H105ZM214 144H219V143L216 142V143H214ZM248 144H249V145H252V146L250 147V146H248ZM53 145H54V144H53ZM53 145H52V146H53ZM68 145H69V144H68ZM88 145H89V144H88ZM111 145H112V144H111ZM119 145H120V144H119ZM119 145L117 144V146H119ZM223 145H224V146H223ZM238 145H239V143H238ZM238 145H237V147H238ZM240 145H241V144H240ZM243 145H244L245 147H244ZM21 146H22V145H21ZM32 146H33V145H32ZM36 146H37V145H36ZM36 146H35V147H36ZM46 146H47V144H46ZM60 146H62V144L59 145V147H60ZM72 146L74 147L75 145L72 144ZM72 146H71V147H72ZM78 146H79V145H78ZM86 146H87V145H85V147H86ZM92 146H93V144H92ZM92 146H91V144H90V146H87V147H89V148H88V151H89V149H90V151H91V147H92ZM103 146H104V145H103ZM112 146H113V145H112ZM114 146H116V145H114ZM114 146H113V148H116L117 151L114 150V149H112V148L110 149V151H111V152H112V151H116V152H115L116 154L119 153V152H118V148H117V147H114ZM120 146H121V145H120ZM126 146H125V147H126ZM194 146H195V145H194ZM198 146L200 147V145H198ZM198 146H197V147H198ZM218 146H220V144H219ZM233 146H234V145H233ZM19 147H20V146H19ZM27 147H28V146H27ZM53 147H54V146H53ZM64 147H65V146H63V147H61V148H64ZM66 147H67V144H66ZM66 147H65V149H66ZM93 147H94V146H93ZM96 147H97V146H96ZM125 147H124V148L122 147V149L124 150ZM130 147H131V146H130ZM199 147H198V148H199ZM212 147H213V148H212ZM231 147H232V146H231ZM239 147H238V148H239ZM248 147H250V148H248ZM48 148H49V147H48ZM48 148H47V149H48ZM56 148H58V147H56ZM75 148H76V146H75ZM75 148H74V149H75ZM79 148H80V147H79ZM81 148H82V147H81ZM97 148H98V147H97ZM119 148H120V147H119ZM132 148H134V147L129 148V150H131ZM228 148H226V149H228ZM233 148L235 149L236 147H232V148H231V149H232L231 151H233ZM257 148H256V150L259 149V148H258V149H257ZM260 148H262V147L260 146ZM27 149H28V148H27ZM51 149H52V148H51ZM69 149H70V148H69ZM77 149H78V148H77ZM83 149H84V147H83ZM83 149H81V152H82ZM85 149H86V148H85ZM100 149H101V148H100ZM145 149H146V148H144V150H145ZM193 149L195 150V148H193ZM243 149H244V150H243ZM248 149H252V150H251V153H252V151L255 152V154H253L254 157H253L252 155H251L250 157L247 155V154H251V153H249L250 150H248ZM31 150H32L31 153H33L34 150H36V152H34V153H38V152H39V149L37 150V149L34 148V149H31ZM40 150H41V149H40ZM55 150H56V149H55ZM63 150H64V149H62V153H63ZM75 150H76V149H75ZM93 150H94V149H93ZM93 150H92V151H93ZM95 150H97V149H95ZM102 150H103V149H102ZM108 150H109V147H108ZM120 150H121V149H120ZM120 150H119V151H120ZM123 150H121L122 152L120 151V153H121V154L124 153V154H123V156H124L125 153H126V151L123 152ZM127 150H128V149H127ZM132 150H133V149H132ZM218 150H219V153L217 152ZM235 150H237V149H235ZM235 150H234V151H235ZM259 150H261V149H259ZM26 151H27V150H26ZM26 151H25V152H26ZM29 151H30V150H29ZM70 151H72V149H71ZM73 151H74V150H73ZM97 151H98V150H97ZM110 151H109V152H110ZM136 151H137V149H136ZM142 151H143V150H142ZM142 151H141V152H142ZM196 151H197V150H196ZM220 151H221V152H220ZM243 151H244V152H243ZM246 151H247V152H246ZM248 151H249V152H248ZM27 152H28V151H27ZM40 152H42V151H40ZM49 152H50V151H49ZM57 152H58V149H57ZM60 152H61V151H60ZM64 152H65V151H64ZM67 152H68V151H67ZM77 152H80V151H76V153H77ZM86 152H87V151H86ZM103 152L105 153V151H103ZM103 152H101V153H103ZM127 152H128V151H127ZM134 152H135V151H134ZM141 152L139 153V155L141 154ZM144 152H145V151H144ZM146 152L148 153L147 150H146ZM191 152H192V151H190V154H188V152H187V155H188V156L183 157V158H187V157H189V156L193 153V152H192V153H191ZM29 153H30V152H29ZM29 153H28V154H29ZM68 153H69V152H68ZM90 153H91V152H90ZM106 153H107L106 156H107V155H110V154L107 152V150H106ZM112 153H113V152H112ZM115 153H113V154H115ZM120 153H119V156H120ZM135 153H136V152H135ZM149 153H150V152H149ZM205 153H206V152H205ZM205 153H204V155H205ZM230 153H231V152H230ZM233 153H234V152H233ZM236 153H235V154H236ZM22 154H23V153H22ZM24 154H27V153H24ZM24 154H23V155H24ZM38 154H39V153H38ZM41 154H42V153H41ZM43 154H44V153H43ZM50 154H52V153H50ZM53 154H55V152H54ZM60 154H61V153H60ZM81 154H82V153H81ZM113 154H112V155H113ZM116 154H115V156H117ZM128 154H129V153H128ZM131 154L135 155V154L133 153V151H131V153L129 154V156H130ZM136 154H137V153H136ZM142 154H143V153H142ZM145 154H146V153H145ZM224 154L222 153V157H223ZM227 154H228V155H227ZM14 155H15V154H14ZM31 155H32V154H31ZM31 155H30V158L34 157V156L31 157ZM39 155H40V154H39ZM44 155H47V156H48V154H44ZM72 155H73V154H72ZM78 155H79V154H78ZM87 155H88V154H87ZM101 155H102V154H101ZM104 155H105V154H104ZM133 155H131V156H133ZM139 155H137V156H139ZM147 155H148V154H147ZM147 155H145V156H147ZM194 155H196L195 152H194ZM197 155H196V156H197ZM232 155H233V154H232ZM237 155H236V156H237ZM47 156H45V158H47ZM49 156H50V155H49ZM59 156H60V155H59ZM65 156H66V155H65ZM67 156H68V155H67ZM70 156H71V153H70ZM74 156H75V155H74ZM89 156H90V154H89ZM89 156H88V157H89ZM125 156H126V155H125ZM129 156H128V157H129ZM137 156H136V157H137ZM184 156H185V155H184ZM19 157H20V156H19ZM19 157H18V158H19ZM37 157H38V156H37ZM41 157H43V156H41ZM51 157H52V156H51ZM56 157H57V154H56ZM68 157H69V156H68ZM77 157H78V156H77ZM83 157H84V156H83ZM96 157H97V156H96ZM107 157L109 158V156H107ZM120 157H121V156H120ZM128 157H127V158H128ZM134 157H135V156H134ZM139 157H141L140 159L142 160V155H140ZM149 157H150V155H149ZM233 157H234V158H233ZM13 158H16V157H13ZM13 158H12V160H13ZM45 158H43V160H44ZM53 158H54V157H53ZM57 158H58V157H57ZM57 158H56V159H57ZM59 158H60V157H59ZM59 158H58V159H59ZM64 158H66V157H64ZM64 158H62V159H64ZM72 158H73V157H71L70 159L72 160ZM79 158H80V155H79ZM81 158H82V157H81ZM123 158H124V157H123ZM127 158H126V159H127ZM143 158H144V157H143ZM150 158H151V157H150ZM150 158H149V159H150ZM195 158H196V157H195ZM197 158H198V157H197ZM227 158H226V159H227ZM231 158H233V159L231 160ZM21 159H22V157H21ZM36 159L38 160V158H36ZM36 159H35V160H36ZM67 159H68V158H67ZM75 159H76V158H75ZM82 159H83V158H82ZM117 159H118V158H117ZM132 159H133V158H132ZM132 159H131V160H132ZM135 159H136V158H135ZM140 159L138 158V161H139ZM149 159H146V158H145V160H148V162H149ZM15 160H16V159H15ZM18 160H19V159H18ZM26 160H27V159H26ZM30 160H31V159H30ZM39 160H40V158H39ZM43 160H42V161H43ZM60 160H61V158H60ZM60 160H59V161H60ZM64 160H65V159H64ZM78 160H79V159H78ZM78 160H77V161H78ZM107 160H108V159H107ZM118 160H119V159H118ZM120 160H121V159H120ZM122 160L124 161L125 158L122 159ZM136 160H137V159H136ZM143 160H144V159H143ZM185 160L187 161V159H185ZM194 160H195V159H194ZM0 161H2V160H0ZM19 161H21V160H19ZM23 161H25V160H24V157H23ZM42 161L40 162V164L42 163ZM61 161H62V160H61ZM77 161H76V162H77ZM110 161H111V160H110ZM127 161H128V159H127ZM127 161H126V164H127ZM138 161H137V162H138ZM182 161H183V160H182ZM190 161H187L186 163L188 164V162H190ZM196 161H195V162H196ZM209 161H210V160H209ZM10 162H11V161H10ZM38 162H39V161H38ZM50 162L52 163V161H50ZM50 162H49L48 165H50ZM66 162H67V161H66ZM68 162H70V161H68ZM72 162H73V161H72ZM84 162H85V161H84ZM130 162H131V161H130ZM132 162H133V160H132ZM135 162H136V161H135ZM135 162H134V163H135ZM141 162H142V161H141ZM148 162H146V163H148ZM183 162H184V161H183ZM254 162H255V163H254ZM16 163H17V162H16ZM16 163H14V164L16 165ZM21 163H22V162H21ZM21 163H20V164H21ZM30 163H31V162H30ZM36 163H37V161H36ZM36 163H35V164H36ZM55 163H56V161H54V164H55ZM59 163L61 164V162H59ZM59 163H58V164H59ZM62 163H63V162H62ZM73 163H75V162H73ZM73 163H71V164L73 165ZM128 163H129V162H128ZM146 163H145V164H146ZM180 163H181V162H180ZM207 163H209V165H206ZM221 163H220V164H221ZM253 163H254V164L257 163V164L259 165V167L253 165ZM6 164H7V163H6ZM18 164H19V162L17 163L16 166H18ZM27 164H29V163H27ZM40 164H38V165H40ZM42 164H44V165L47 166V164H45L44 162H43ZM54 164H53V165H54ZM68 164H69V163H68ZM121 164L123 165V163H121ZM131 164H132V163H131ZM145 164H144V165H145ZM182 164H184V163H182ZM257 164H256V165H257ZM3 165H4V164H3ZM11 165H12V164H11ZM53 165H51V167H52ZM55 165H56V164H55ZM122 165H120V166H122ZM129 165H130V164H129ZM185 165H184V167H185ZM210 165H211V166H210ZM218 165H219V166H218ZM252 165H253V166H252ZM13 166H14V165H13ZM21 166H22V165H21ZM24 166H25V165H24ZM31 166H32V165H31ZM33 166H34V165H33ZM40 166H41V165H40ZM64 166H67V165H64ZM126 166H127V165H126ZM126 166H122V167H126ZM202 166H203V167H202ZM205 166H207V167H205ZM233 166H234V167H233ZM250 166H252L253 168L250 167ZM4 167H5V165H4ZM26 167H27V166H26ZM41 167H42V166H41ZM60 167H63V166H60ZM70 167H71V166H70ZM139 167H140V166H139ZM142 167H143V166H142ZM180 167H182V166H180ZM238 167H237V168H238ZM256 167H258V168H262V169L254 170V169H257ZM24 168H25V167H24ZM46 168H47V167H46ZM53 168H54V167H53ZM57 168H58V165H57ZM66 168H67V167H66ZM68 168H69V167H68ZM71 168H72V167H71ZM126 168H127V167H126ZM126 168H125V169L122 168V169H124V170L127 171L128 173L126 172L127 174H123V175H124V177L122 176L123 178H121V177H119V178H121V179H125V180H126L125 175L128 176L129 173H132V174H133V172H129L128 169L126 170ZM140 168H141V167H140ZM202 168H203V169H202ZM250 168H252V170H251ZM17 169L19 170V168H17ZM21 169H23V168H21ZM48 169H49V168H48ZM51 169H52V168H51ZM54 169H55V168H54ZM73 169H74V168H73ZM82 169H83V168H82ZM82 169H79V170H82ZM120 169H121V167H120ZM129 169H130V167H129ZM131 169H132V168H131ZM131 169H130V170H131ZM184 169H185V168H184ZM193 169H192V170H193ZM211 169H209V170H211ZM3 170H4V169H3ZM6 170H7V169H6ZM25 170H26V169H24V171H25ZM64 170H66V169L64 168ZM70 170H71V169H70ZM133 170H134V169H133ZM177 170H179V167L177 168ZM185 170H186V169H185ZM235 170L238 171V169H235ZM253 170H254L255 172H254ZM48 171H49V170H48ZM58 171H59V168H58ZM84 171H85V170H84ZM118 171H119V168H118L117 172H118ZM125 171L122 170L120 173H122V172L124 173ZM134 171H135V170H134ZM181 171H182V170H181ZM186 171H187V170H186ZM193 171L195 172L196 169L193 170ZM251 171H253V173H257L258 171H260V173L262 172V173H261V176L258 175V176H259V182L257 181L258 179L256 178L255 175H254L255 177L253 176L255 181H253L252 178H251L252 180L249 179V178H250L249 176H250V174H251ZM15 172H16V171H15ZM20 172L23 173V171H20ZM54 172H55V171H54ZM60 172L62 173V170H61ZM60 172H59V173H60ZM78 172H79V171H77V173H78ZM81 172H82V171H81ZM85 172H86V171H85ZM136 172H137V171H135V173H136ZM178 172H179V171H178ZM178 172L176 171V173H178ZM209 172H210V171H209ZM235 172H236V171H235ZM24 173H25V172H24ZM29 173H30V172H29ZM47 173H48V172H47ZM56 173H57V171H56ZM59 173H58V174H59ZM61 173H60V174H61ZM68 173H70V172H68ZM71 173H72V171H71ZM79 173H80V172H79ZM83 173H84V172H83ZM118 173H119V172H118ZM258 173H259V172H258ZM258 173H257V174H258ZM6 174H7V173H6ZM9 174H10V173H9ZM45 174H46V173H45ZM45 174H44V176H45ZM60 174H59V175H60ZM72 174H73V173H72ZM235 174H236V173H235ZM0 175H1V174H0ZM11 175L13 176L14 174L12 173ZM11 175H9V176L11 177ZM30 175H31V173H30ZM40 175H41V174H40ZM75 175L77 176V174H75ZM75 175H74V176H75ZM78 175H79V174H78ZM118 175H120V174H118ZM121 175H122V174H121ZM129 175H130V174H129ZM133 175H134V174H133ZM252 175H253V174H252ZM252 175H251V176H252ZM9 176H8V177H9ZM21 176H23V175H21ZM26 176H28V175L26 174ZM33 176H34V175H33ZM51 176H52V175H51ZM55 176H56V175H55ZM57 176H58V175H57ZM176 176H177V174H176ZM15 177H17V176L15 175ZM58 177H59V176H58ZM61 177H62V176H61ZM61 177H59V178H61ZM181 177H182V176H181ZM215 177H214V178H215ZM223 177H222V178H223ZM235 177H236V178H235ZM260 177H261V178H260ZM34 178H35V177H34ZM38 178H39V177H38ZM42 178H43V177L39 178V180H40V179L42 180ZM44 178H45V177H44ZM53 178H54V177H53ZM56 178H57V177H56ZM56 178H55V179H56ZM74 178H75V177H74ZM90 178H91V177H90ZM101 178H102V177H101ZM104 178H105V177H104ZM176 178H177V177H176ZM255 178H256V179H255ZM11 179H12V178H11ZM25 179H26V177H25ZM36 179H37V178H36ZM46 179H48V178H46ZM61 179H62V178H61ZM91 179H92V178H91ZM91 179L88 178V180H91ZM102 179H103V178H102ZM115 179H116V178H115ZM115 179L113 178V179H111V180H115ZM121 179H119V180H121ZM127 179H128V181H129V176H128ZM182 179H183V177H182ZM225 179H226V182H225ZM12 180H13V179H12ZM15 180H16V179H15ZM20 180H21V179H20ZM59 180H60V179H59ZM74 180H75V179H74ZM88 180H86L87 183H88ZM111 180H110V182H112ZM116 180H117V179H116ZM116 180H115V181H116ZM179 180H181V179H179ZM215 180H216V179H215ZM221 180H222L223 182H222ZM263 180H264V179H263ZM22 181H23V180H22ZM43 181H44V179L42 180V182H43ZM45 181H46V180H45ZM56 181H57V179H56ZM60 181H61V180H60ZM60 181H59V182H60ZM71 181H73V179H72ZM71 181H70V182H71ZM100 181H101V180H100ZM102 181H103L104 183L100 182V185H101V183H102V185L105 184L104 186H102V187L104 188V187L106 186V183H109V181H108V182H107V181H104V180H102ZM123 181H124V180H121L120 185H121V183H122V184H123V183H126V181H125V182H123ZM128 181H127V182H128ZM197 181H198V182H197ZM209 181H210V182H209ZM256 181H257V183H256ZM16 182H17V180H16ZM39 182H41V181H39ZM42 182H41V184H42ZM67 182H68V178H67ZM70 182H69V183H70ZM90 182H91V181H90ZM105 182H106V183H105ZM221 182H222L223 186H225L224 188H222V190L219 189V188L222 187V186L219 187V183H221ZM260 182L263 183V184H260ZM46 183H47V182H46ZM71 183L73 184V182H71ZM84 183H85V182H84ZM87 183H86V184H87ZM91 183H94V182H91ZM118 183H119V182H118V180H117V185H118ZM207 183H208V184H207ZM224 183H225V184H224ZM41 184H40V185H41ZM67 184H68V183H67ZM128 184H129V183H128ZM137 184H138V183H137ZM143 184H145V183H143ZM182 184H183V183H182ZM205 184H206V185H205ZM259 184L262 186L261 190H260V186H259ZM46 185H47V184H46ZM75 185H76V184H75ZM83 185H84V184H83ZM115 185H116V184H115ZM138 185H141V183H139ZM145 185H146V184H145ZM161 185H162V184H161ZM163 185H164V184H163ZM188 185H189V186H188ZM209 185H210V187H211V186H212V187L214 186L213 188L217 187V186H215V185H218V187H219L218 189H219V190H217V192H218V191H219V192L224 191V192H221V193L217 194V192L215 193L214 190H213L212 188L210 189V187H208ZM230 185H231V186H230ZM66 186H67V185H66ZM69 186L71 187V184H70ZM69 186H68V188H69ZM149 186H150V185H149ZM204 186H205V190H204ZM229 186H230V187H229ZM64 187H65V186H64ZM73 187H74V185H73ZM83 187H84V186H83ZM83 187H82V188H83ZM86 187H91V185L88 186V184H87ZM120 187L122 188V190H120L121 192L123 191V188H124V191H123V192H125V190L127 189V190H126V191H127V194H130V195H128V196H130V197L135 196V198H136V195H133V194H137L139 197L141 196V194H143V193H141V192H140V194H138V191H137V193H132L133 191H135V189H134L133 187H132V188H133V191H131V193H128V192H129V191H128V189H129V188H128V187H129L128 185H127V188H126V189H125L126 186H125V187H124V186H123V187L120 186ZM120 187H119V189H120ZM136 187H137V186H136ZM178 187H179V186H178ZM181 187H180V188H181ZM206 187H208V188H206ZM242 187H244V188H242ZM75 188H76V187H75ZM79 188H80V187H79ZM94 188H95V187H94ZM98 188L102 189L101 186L98 187ZM132 188H130V189H132ZM139 188H140V189H137V190H139V191L141 190V191H142V189H143L142 186H141V187L139 186ZM185 188H186V189H185ZM198 188H199V186H198ZM240 188H241V189H240ZM64 189H66V188H64ZM70 189H71V188H70ZM70 189H69V190H70ZM88 189H89V188H88ZM95 189H96V188H95ZM95 189H94V190H95ZM117 189H118V188H117ZM149 189H150V188H149ZM189 189H190V187H189ZM209 189L211 190L210 192H209ZM232 189H234V191H235V189H236V191H237V190L243 191V190L245 189V191H243V192H244V194L247 192L248 195L244 197V196H243L244 194L242 195L243 192L241 193L240 191H237V192L232 193V192H233V191H231ZM262 189H263V190H262ZM67 190H68V189H67ZM71 190H72V189H71ZM71 190H70V191H71ZM77 190H78V189H77ZM94 190H93V191H94ZM105 190H106V189H105ZM107 190H108V189H107ZM109 190H110V189H109ZM187 190H188V189H187ZM198 190H197V191L195 190V191L198 192ZM207 190H208V192H207ZM63 191H64V190H63ZM63 191H62V192H63ZM82 191H84V189H83ZM88 191H89V190H88ZM91 191H92V190H91ZM95 191H96V190H95ZM99 191L102 192V193H104L103 190H102V191L99 190ZM113 191H114V190H113ZM143 191H144V190H143ZM143 191H142V192H143ZM178 191H179V189H178ZM192 191H193V192H192ZM203 191H204V192H203ZM212 191L214 192V195L212 194ZM230 191H231V193H230ZM77 192H78V191H77ZM96 192H97V191H96ZM96 192H95V193H96ZM118 192H119V190L117 191V193H118ZM121 192H120V193H121ZM123 192H122L121 194L119 193V194H120V197H122L121 200H122L123 202H122V203H121V201L119 202L120 199H118V197L114 198L115 201L118 200V203L116 202V205H119V206H116V205H115V207L112 206L113 209L115 208V210H116V208H119V207L122 208V207H123L122 205L125 206V204H123V203H125L128 199L126 198L127 195H126V194H123ZM144 192L148 193L149 190H147V191L145 190ZM205 192H206V194H205ZM238 192H240V193H241L240 195H242V197H244L243 200H242V199H238V198H236L237 196L240 197V195H238V194H239ZM64 193H65V192H64ZM87 193H88V192H87ZM87 193L84 192L83 194H87ZM92 193H93V192H92ZM92 193H91V195H92ZM98 193H99V192H98ZM98 193H96V195H97ZM102 193H101V194H102ZM125 193H126V192H125ZM149 193H150V192H149ZM156 193H157V192H156ZM209 193H210L211 195H213V196H211ZM236 193H238V194H236ZM93 194H94V193H93ZM101 194H100V195H101ZM105 194H110V193L105 192ZM112 194H113V192H112ZM131 194H132L133 196H131ZM144 194H145V193H144ZM144 194H143V195H144ZM158 194H159V193H158ZM158 194H157V195H158ZM178 194H179V193H178ZM215 194H217V195H215ZM232 194H236L235 197H233L234 195H232ZM79 195H80V194H79ZM79 195H78V197H79ZM91 195H90V196H91ZM96 195H95V198H97ZM100 195H98V198H97V199L100 198L99 201H101V199H102L103 201L108 200V198L111 199L110 197H107L108 195L106 196L107 199H106V197L104 196V194H102V195H103V197H104L105 199H103V198H102V195H101V196H100ZM117 195H118V194H117ZM121 195H122V196H121ZM123 195L126 196V197L124 196V197L127 199L126 201H125V199L123 200ZM145 195H146V194H145ZM195 195H197V194H195ZM81 196H82V195H81ZM81 196H80V198H81ZM90 196H89V197H90ZM110 196L114 197L113 195H110ZM115 196H116V195H115ZM181 196H182V197H181ZM193 196H194V195H193ZM193 196H192V197H193ZM202 196H203V197H202ZM89 197L87 196L86 198L89 199ZM92 197H94V196H91V198H92ZM120 197H119V198H120ZM130 197H128V198H130ZM144 197H145V196H144ZM144 197H143V198H144ZM148 197H149V196H148ZM189 197H188V198H189ZM192 197H191V198H192ZM198 197H199L200 199H199ZM225 197H226V198H225ZM95 198H93V199H95ZM140 198H141V197H140ZM143 198H142V199H143ZM160 198H161V197H160ZM193 198H194V197H193ZM195 198H196V196H195ZM217 198H216L215 200H217ZM233 198H234V199H233ZM240 198H241V197H240ZM138 199H139V198H138ZM147 199H148V198H147ZM155 199H156V197H155ZM161 199H162V198H161ZM183 199H182V202H183ZM186 199H187V198H186ZM189 199H190V198H189ZM226 199H229V200H227L228 203L225 202ZM236 199L239 200V201L236 202ZM112 200H113V199H112ZM130 200H131V198H130ZM130 200H129L128 202H130ZM151 200H152V199H150V201H151ZM193 200H194V199H193ZM193 200H192V199L188 200L189 204L186 202L187 200H185V201H184L185 204H183V206L186 207V208H187V207H191V206H188V205H192V204H193V203H192ZM209 200H208V201H209ZM213 200H212V201H213ZM223 200H224V201H223ZM133 201H134V197H133ZM141 201H144V200H141ZM141 201H140V202H141ZM155 201H156V200H155ZM190 201H192V202H191L192 204H190ZM204 201L207 202L206 199L203 200L202 202L204 203ZM217 201H218V200H217ZM217 201H216L215 204H213L212 202H207V203L205 202V204H206V206H207L208 208H206V206L203 205V203L201 202V200L199 201V202H201V203H195V202H194V203L196 204V206H197V207H196V206L194 205V210L196 209V212H195V213L199 214V213H200L199 211L204 210V208H205V212L207 211V212H206L207 214H208V212H209L208 215L206 214V215H207V218L210 219L211 216H209V215H210V213L213 212L211 209L214 208V206H215L216 204H218ZM247 201H248V202H247ZM89 202H90V200H89ZM101 202H102V201H101ZM110 202H111V200H110ZM113 202H114V201H113ZM113 202H112V203H113ZM136 202H137V201H136ZM136 202H134V205H135ZM145 202H146V201H144V204H143V205H142L143 202L140 203V205H142V208H144V206H146V205L148 204V201H147L146 203H145ZM180 202H181V200H180ZM238 202H239V203H238ZM252 202H253V203H252ZM86 203H87V201H86ZM104 203H105V202H104ZM104 203H101L100 206H104V205H103ZM131 203H132V202H131ZM242 203H244V201H243ZM254 203H255L256 205H255ZM261 203H262V204H261ZM87 204H90V205H91V203H87ZM105 204H106V203H105ZM107 204H108V201H107ZM107 204H106V207H108ZM138 204H139V203H138ZM138 204H137V206H136V207H137V208H136L137 210H138V206H140V205H138ZM145 204H146V205H145ZM154 204H155V203H154ZM187 204H188V205H187ZM81 205H82V204H81ZM81 205H80L79 207H82ZM108 205H109V204H108ZM131 205H132V204H131ZM134 205H132V207H133ZM148 205H150V204H148ZM160 205H161V204H160ZM186 205H187V206H186ZM202 205H203V207H202ZM213 205H214V206H213ZM219 205H220V204H219ZM250 205H251V206H250ZM83 206H84V205H83ZM87 206H88V205H87ZM87 206H86V207H87ZM109 206H111V204H110ZM150 206H151V205H150ZM152 206H154V205H152ZM152 206H151L150 208H153ZM155 206H157V205H155ZM211 206H213V207H211ZM216 206H217V205H216ZM216 206H215L214 209H216ZM126 207H127V206H126ZM140 207H141V206H140ZM140 207H139V209H140ZM158 207H159V204H158ZM162 207H163V206H162ZM162 207H160V208H158V209H161ZM195 207H196V208H195ZM198 207H199V210L197 209ZM201 207H202V208H201ZM218 207H219V206H217V209H216V211H215L214 214H216V212L219 211ZM225 207H224V209H225ZM242 207H243V206H242ZM242 207H241L240 209H242ZM82 208H83V207H82ZM89 208H90V207H89ZM124 208H125V207H124ZM128 208H129V207H128ZM142 208H141V209H142ZM146 208H148V207H145L144 210H145ZM156 208H157V207H156ZM200 208H201V210H200ZM209 208H210V211H212V212L208 211ZM108 209H110V208L108 207ZM113 209H111V210H113ZM126 209H127V208H126ZM130 209H131V208H129V209H127V210H125V209H120V212H122V210H123V211L125 210V215H123V216L125 217V216H128V213L126 214V212L129 211ZM136 209L132 208L129 212L132 211V212L135 213V212L137 211ZM158 209H157V210H158ZM184 209H185V208H184ZM189 209H190V211H193V206H192V208H189ZM189 209L186 210V213H187V211H189ZM191 209H192V210H191ZM206 209H208V210H206ZM86 210H88V209H86ZM90 210H92V209L90 208ZM135 210H136V211H135ZM146 210H148V209H146ZM146 210H145V211H146ZM153 210H155V211L157 212V210H156L155 208H153ZM153 210H149V211H153ZM161 210H162V209H161ZM138 211L140 212V210H138ZM138 211H137V212H138ZM190 211H189L188 215H189V217H190V216L192 217V215H190ZM197 211H198L199 213H198ZM233 211H229V213H231V212H232V213H235V212H233ZM81 212L83 213L84 211L81 209L80 213H81ZM85 212H86V211H85ZM85 212H84V213H85ZM87 212H88V211H87ZM118 212H119V211H118ZM132 212H131L130 214H132ZM141 212H142V211H141ZM153 212H154V211H153ZM161 212H162V211H161ZM178 212H179V211H178ZM62 213H63V212H62ZM77 213H78V212H77ZM84 213H83V214H84ZM122 213H124V212H122ZM144 213H145V212L143 211L142 214L144 215ZM150 213H151V212H150ZM191 213L193 214V212H191ZM201 213H202V212H201ZM201 213H200V215H201ZM71 214H72V213H71ZM117 214H118V213H117ZM120 214H121V213H120ZM130 214H129V216H130ZM135 214H136V213H135ZM135 214H134V215H135ZM142 214H141V215H142ZM145 214H147V212H146ZM162 214H163V213H162ZM197 214H196V215H197ZM72 215H75V214H72ZM80 215H81V214H80ZM84 215H85V214H84ZM84 215H83V218H86V217L89 216V215L91 216L92 213L89 214V215H86L85 217H84ZM134 215H131L130 218H131L132 216L135 217ZM139 215H140V213L136 214V217H135V218L137 219L136 221H137V222H138V221L140 222V220H143V219H144L143 221H144V223H145V221L147 220V219H146V216L144 215V216L141 217V216H139ZM151 215H154V216H151ZM151 215H150V216H151L152 222L155 223V224L157 225V221H158V219H156V216H155V215H157V214H153V213H152ZM159 215H160V214H158V216H159ZM163 215H164V214H163ZM200 215H197V216H200ZM212 215H213V214H212ZM61 216H62V215H61ZM75 216H76V215H75ZM81 216H82V215H81ZM138 216L141 217V218H139ZM186 216H187V215H186ZM193 216H195V214H194ZM230 216H234V214H233V215H229V217H230ZM133 217L131 218V220H130V218H128L129 220H127V219L124 218V219H123L124 222L122 221L123 223H122V222H121V223H122L123 225H125V222H127L126 225L128 224V226L130 227L129 223H130V222L132 223V220L134 221V218H133ZM137 217H138V218H137ZM144 217H145V218H144ZM166 217H167V216H166ZM187 217H188V216H187ZM195 217H196V216H195ZM202 217H204V218L206 217V216H205V213H204V216H201L200 218H202ZM214 217H215V215H213V218H214ZM235 217H236V216H235ZM126 218H127V217H126ZM142 218H143V219H142ZM147 218H148V215H147ZM154 218H155V220H154ZM157 218H158V217H157ZM196 218H197V219H196ZM196 218H195V219H189V220H195V221H196V220H198V217H196ZM207 218H206V219H207ZM211 218H212V217H211ZM227 218H228V216H227L225 219H227ZM74 219H75V221H76V217H74ZM91 219H92V217H91ZM139 219H140V220H139ZM149 219H150V218H149ZM160 219H161V218H160ZM166 219H167V218H166ZM166 219H164V222L167 221ZM214 219H216V218H214ZM214 219H213V222H216ZM218 219H219V218H218ZM225 219H224V221H225ZM80 220L82 221V218H81V217H80ZM83 220H84V222H81V223H80L81 225H82L83 223L85 224V223H86L85 220H87V219H83ZM153 220H154L155 222H154ZM156 220H157V221H156ZM162 220H163V219H162ZM165 220H166V221H165ZM199 220H200V219H199ZM202 220H203V218H202L200 221H201V223H202V226L204 227V226H206V223H207L208 220L204 221V222H206V223H204V225H203V221H202ZM75 221H74V222H75ZM90 221H91V220H90ZM92 221H93V220H92ZM94 221H95V223H96L97 220H94ZM94 221H93V222H94ZM98 221H99V220H98ZM128 221H129V223H128ZM149 221H150V220H149ZM149 221H148V222L146 221V222L149 224ZM186 221H188V220H186ZM195 221H194L193 223H192V221H188V222H190V224H191V223L193 224V226H192V224H191L190 227H196V225H197V227H201L200 229L202 230L203 228H202V226H201V223L198 224L199 222L197 223V222H195ZM211 221H212V219H211L210 221H208L210 225H207V226L204 228V231H205V229H206L208 226H209L208 229L210 230V228H211L213 225L216 224V223H214V224L212 225V224L210 223ZM72 222H73V221H72ZM74 222H73V223H74ZM79 222H80V221H79ZM87 222H89V220H88ZM139 222H138V223H139ZM152 222H151V223H152ZM162 222H163V221H162ZM188 222H187V223H188ZM73 223H72V224H73ZM97 223H98V222H97ZM134 223L137 225V223H136L135 221H134ZM142 223H143V222H141L140 224H142ZM153 223H152V227H153V226L156 227ZM195 223H196V225H195ZM222 223H223V222H221L220 224L222 225ZM225 223L227 224V225L224 224L225 227L227 226V227L229 228V226H228L229 219H228L227 222L225 221ZM72 224H71V226H72ZM84 224H83V225H84ZM86 224H87V223H86ZM86 224H85V225H86ZM88 224L90 225V222H89ZM91 224H92V223H91ZM98 224H99V223H98ZM122 224H120V225L122 226ZM207 224H208V223H207ZM220 224H219V225H220ZM64 225L67 226V224H64ZM69 225H70V224H69ZM74 225H75V224H74ZM77 225H78V224H77ZM85 225H84V226H85ZM116 225H117V226H116V228H117L119 224H116ZM136 225H135V229H136ZM194 225H195V226H194ZM199 225H200V226H199ZM219 225H217V227H219ZM229 225H230V227H232V225H231L230 223H229ZM71 226H69V227L67 226V227L70 228ZM86 226H87V225H86ZM128 226H127V227H128ZM131 226H132V225H131ZM138 226H139V224H138ZM82 227H83V226H82ZM119 227H120V226H119ZM132 227H133V226H132ZM132 227H131V228H132ZM197 227H196V228H197ZM214 227H216V226H214ZM214 227H213V228H214ZM225 227L223 226V228H225ZM75 228H78V227H75ZM147 228H148V227H147ZM213 228H212V230H213ZM223 228H221V231H222ZM232 228H234V226H233ZM135 229L133 228L134 232H135V231H138V230H135ZM188 229H189V227H188ZM200 229H199V230H200ZM208 229H206V230L208 231ZM215 229L218 230V228H214V230H215ZM225 229H226V228H225ZM230 229H231V228H229V230H230ZM133 230H132V231H133ZM144 230H145V229H144ZM144 230H143V231H144ZM219 230H220V229H219ZM223 230H224V229H223ZM227 230H228V229H227ZM227 230H225V231H227ZM70 231H71V230H70ZM72 231H73V230H72ZM74 231H75V229H74ZM74 231H73V232H74ZM99 231H100V234L103 233L102 230H99ZM108 231H110V230H108ZM108 231L106 230V232H104V233H105V234H106V233L108 234ZM116 231H118V232L115 233V234H113L114 237H115L116 234H119V233H120L119 230H116ZM204 231H203V232H204ZM221 231H220V232H221ZM231 231H234V230H231ZM90 232H91V231H90ZM130 232H131V231H130ZM145 232H146V230H145ZM203 232H201V231L197 232V229H196V233H201V237H200V235H199L200 238H198V241H200V239L203 238V240H206V242H211V238H212V237H210V239H208L209 241H207V239H204V238H205L204 235H203L204 237H202V233H203ZM210 232H211V230H210ZM222 232H223V231H222ZM253 232H254V233H253ZM135 233H137V232H135ZM135 233H132V234H135ZM160 233H162V232H160ZM196 233H194V235H195ZM205 233H209V232H205ZM213 233H214V231L211 232L210 234L212 235ZM215 233H216V232H215ZM228 233H230V232H228ZM234 233H235V234H234ZM130 234H131V233H130ZM132 234H131V236H132ZM162 234H163V233H162ZM162 234H160V235H162ZM102 235H103V237H105L104 234H102ZM102 235H100V240H103ZM110 235H111V237H113V236H112V233H111ZM119 235L121 236L122 233H120ZM119 235H118V236H119ZM135 235H136V234H135ZM137 235H138V234H137ZM197 235H198V234H197ZM207 235H208V234H207ZM214 235H215V234H214ZM144 236H145V235H144ZM212 236H213V235H212ZM94 237H95V236H94ZM101 237H102V239H101ZM114 237L111 238V240H112V239H113V240H112V242L109 243V247H108V246H106V247L110 248V244L113 243V242H115V244H113V246H112L110 249H112V248L114 247V245H115V248H116L117 242H118V244H119L120 241H125V240H122V239L125 238V236H123V238H122V236H121V240L118 239V240H120V241H118V240L116 241L117 238L115 239ZM116 237H117V235H116ZM133 237H134V236H132V238H133ZM149 237H152V236H149ZM164 237H165V236L163 235L162 238H164ZM193 237L197 239L198 236H196V237L193 236ZM207 237H208V236H207ZM207 237H206V238H207ZM261 237L263 238L264 236H261ZM96 238H97V237H96ZM105 238H106V239L108 238L107 240H110V236H109V235H108V237L106 236ZM134 238H135V237H134ZM134 238H133V241H134V242L136 243V245H137V244L139 243V241H138L139 236H137V238H138V239H137V242L134 240ZM142 238H143L144 240H143ZM208 238H209V237H208ZM218 238H219V237H218ZM256 238H259V237H256ZM97 239H99V237H98ZM106 239H104L103 241H105ZM114 239H115V241H114ZM141 239L143 240V242L148 240V238H147V240H145V237H143V236H141ZM100 240H99V241H100ZM129 240H132V239H129ZM139 240H140V239H139ZM154 240H155V239H154ZM154 240H153V242H152V240H149V241H148V242H149L148 245H150V241H151L152 243H154ZM156 240H157V239H156ZM194 240H195V239H194ZM212 240L214 241L215 239H212ZM237 240H238V242H237ZM246 240H247V241H246ZM248 240H249V241H248ZM97 241H98V240H97ZM103 241H100V242H103ZM133 241H131V242H132L131 245H133ZM157 241H158V244H159V242H160V243H163L162 240L159 241V239H158ZM161 241H162V242H161ZM192 241H193V239H192ZM198 241L196 240V242H198ZM201 241H202V240H201ZM201 241H200V242H201ZM217 241H218V240H217ZM217 241H215V242H217ZM219 241H220V240H219ZM232 241H231V242H232ZM128 242H129V241H128ZM143 242H142V244H143ZM206 242L203 241V242H201V243L206 244ZM242 242H245V244H244V243L242 244ZM252 242H253V241H252ZM95 243H97V242H95ZM135 243H134V244H135ZM140 243H141V242H140ZM152 243H151V244H152ZM155 243H156V241H155ZM198 243H199V242H198ZM201 243H199V244H201ZM262 243H261V245H262ZM98 244H99V243H98ZM107 244H108V243L106 242V245H107ZM122 244H123V242H122L121 244H119V247L117 246V249L120 248L118 251H120V250L122 249V247H124ZM145 244H146V243H145ZM158 244H157V245H158ZM163 244H164V243H163ZM207 244H208V243H207ZM207 244L205 245L206 247H207ZM231 244H232V243H231ZM234 244H235V243H234ZM258 244H257V245H258ZM102 245H103V244H102ZM124 245H125V243H124ZM129 245H130V244H129ZM131 245H130V246H131ZM139 245H140V244H139ZM139 245L136 246V247L138 248ZM201 245H202V244H201ZM209 245H210V244H209ZM241 245H239V246L237 245V246H238L239 248H241V247H240ZM120 246H121V247H120ZM126 246H127V245H126ZM133 246H134V245H133ZM133 246H132V248H133ZM143 246H144V245H143ZM146 246H147V244H146ZM152 246H154V248L152 247L153 249L157 250V247L155 248L156 245H152ZM161 246H162V244H161ZM234 246H235V245H234ZM258 246H259V248H263V247H264L263 245H262L263 247H262V246L260 247V245H258ZM149 247H150V246H149ZM158 247H159V245H158ZM232 247H233V245H232ZM255 247H256V245L254 246V248H253V247H250V248L255 249ZM108 248H107L106 250H109ZM115 248H114V249H115ZM124 248H126V247H124ZM124 248H123V249H124ZM139 248L141 249V245H140ZM152 248H151V249L148 248V249H149V252H150V250H152ZM166 248H167V247H166ZM227 248H228V247H227ZM246 248H244V249L246 250ZM257 248H258V247H257ZM257 248H256V249H257ZM259 248H258V250H259ZM117 249H115V250H117ZM123 249H122V250H123ZM158 249H159V248H158ZM160 249H161V248H160ZM160 249H159V251H161ZM231 249H232V248H231ZM263 249H264V248H263ZM122 250H121V251H122ZM125 250H126V249H125ZM138 250H139V249H138ZM234 250H235V249H234ZM234 250H233V251H234ZM241 250H243V249H241ZM248 250H249V249H248ZM261 250H262V249H261ZM123 251H124V250H123ZM146 251H147V248H146ZM152 251H154V250H152ZM152 251H151V252H152ZM159 251H155L154 253L159 252ZM207 251H208V250H207ZM219 251H220V250H219ZM223 251H224V250H223ZM237 251H238V250H237ZM239 251H240V249H239ZM149 252L147 251V252H145V254H150ZM212 252H213V251H212ZM244 252H245V251H244ZM251 252H252V251H251ZM251 252H250V253H251ZM254 252H255V250H254ZM152 253H153V252H152ZM154 253H153V254H154ZM222 253H223V252H222ZM204 254H205V253H204ZM230 254H231V253H230ZM244 254H245V253H244ZM247 254H248V253H247ZM258 254H259V253H258ZM242 255H243V254H242ZM229 256H230V255H229ZM229 258H230V257H229ZM244 258H245V257H244ZM216 259H218V258H216ZM242 260H243V259H242ZM233 261H234V260H233ZM262 262H263V261H262ZM224 263H225V262H224ZM259 263H260V262H259ZM227 264H228V263H227ZM246 264H247V263H246ZM257 264H258V263H257Z\"/></svg>",
  "mask_w": 264,
  "mask_h": 264
}]
</instances>
